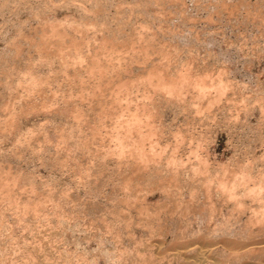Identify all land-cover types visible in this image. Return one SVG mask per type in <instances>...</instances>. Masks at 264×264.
I'll list each match as a JSON object with an SVG mask.
<instances>
[{
	"label": "rangeland",
	"instance_id": "rangeland-1",
	"mask_svg": "<svg viewBox=\"0 0 264 264\" xmlns=\"http://www.w3.org/2000/svg\"><path fill=\"white\" fill-rule=\"evenodd\" d=\"M66 3H65V2ZM67 1H69V2H67ZM82 1V3H80V4H78L79 2H81ZM73 0V1H70V0H0V77H2V78H0V82L2 83H0V123L1 122H5V123H1L0 124V169H1V176H0V184H1V186H2V183L3 184H5V183H7L8 181V184L10 183V185L7 187V188H9V189H7L4 185L1 187L0 186V204H2V206L0 205V219L1 218H3L4 216V218L5 219H1L0 220V233H2V234H0V248L2 249L3 247V250H1L0 249V256L2 255V257H0V264H3V263H5L6 262V260H4V258H3V254L5 253V251L4 250H6L7 251V254H8V256L6 255V253L4 254V257H6L7 258V261L9 262V260H10V262H9V264H11V262H12V264H14V261H13V259H14V257H15V255H16V257H17V259H16V257H15V259H16V261H15V264L18 262V263H20L21 262V264L23 263V261L24 262H26L27 263V260L29 259L28 257H29V255H27L28 253H26V250L24 251L23 249L25 248V246H27V245H25V244H28V245H30V246H39V245H41L42 244V241L44 240V239H46L45 238V236L47 235V239H49V238H51V239H53V241L56 239V241H54V244H52V247L54 248V247H56L55 249H57V250H55V251H53L54 253L51 255V258L50 257H48L49 258V260L50 259H52V260H50V262H59V263H61V264H70L68 261V263H66L65 261H64V263H63V260L66 258V256L67 255H71L70 256V258L72 257V256H75V257H72L71 258V260H73V261H71V263L72 262H74V263H78V264H83V262H84V264H88V262L89 261H91V255L93 256V254L92 253H94V250H95V248L97 247L96 245L98 244V240H94L95 238H92L93 239V241L91 240V238H89V237H87V235L85 236V232L86 233H90L89 231H92L93 233L96 231V229H98L99 228V226H102L101 227V229L103 228V230H105V226H107V222L110 220H112L113 218H114V221L112 222L111 221V225H113V227H116V225H122V227L123 228H127V231H125L126 232V235H127V233H128V231L129 230H131L132 231V229H133V231L135 230V231H137V234L138 235H133V237H132V235H130V236H124L123 237V239L122 238H118L119 240H124L125 242L127 241V239H129L130 237L131 238H145V237H141V235H142V232H143V228L144 227H140V226H138V223H136V222H138L137 220L138 219H142V215H140V214H138V217L136 216V214H134V213H136L139 209H138V207L137 208H135V211H134V208H133V211L131 210H129V216H128V221H126L127 220V218H125V220H124V218L123 219H121V223H123V220H124V223L123 224H121L120 222H118V224H115V218L117 217V213L120 211L119 209H118V206H112L113 204H114V202H111V200H112V198H111V195L114 197V193H116V191L113 189V183H114V181H112V180H116L117 178H114V179H111L110 180V182H108V183H111V181H112V184H108L107 185V183L105 182L106 181V178L107 177H109L108 175H110V173H118L117 175H119V172H116L115 171V163L113 162V161H109V162H111V164H109L108 166H104L103 168H100V166L102 165V163L104 162L103 161V159H97L99 156H97V155H100V157H101V155H102V151L101 150H104L105 149V151H106V149H108V148H106L107 147V144H109L110 143V139L106 136V138H105V136H104V134L107 132V130L109 131V133H108V135L110 134V132L111 131H114L113 130V128H112V124L109 122V121H106L105 119L104 120H102V121H104L103 123L101 122V120H100V123H99V120L98 119H96V118H94V116L95 115H93L92 113H91V111H92V107H97V104H95V105H93L92 103H91V101L89 100V99H87V98H89V97H91L90 99H94V98H96L97 96L99 97L102 93H105V95H107V93L109 94V92H111L112 91V89L110 90V88H108L109 87V85H107V86H105L106 87V89L108 90L107 92H104V89H105V87L103 86V89H102V87H100V89H97V88H99V87H95L97 90H99L98 92H100V93H98V92H96L97 90L94 88L93 90H95L94 92H92L93 90H92V88L93 87H91L90 85V83L94 80V74H87V76H86V74H84V76H83V79H85V82H81V81H78L77 79H75L74 77H72V75H70V74H66V73H64V71L63 70H65V68H64V66H62V63H60V60H58V59H60V56H58V55H60L59 53H60V51L62 50L63 52L62 53H64V56H66L67 54L68 55H70L69 57H68V55H67V57L69 58V60L70 61H74V56H75V54H74V56L71 58V59H73V60H71L70 59V57L72 56V54H71V52L73 51V53H75L76 51H74V49L76 48V47H74V46H72L71 47V44H67V45H65V46H62V45H60V43L58 44V42L56 43V41H53V32H51V28H56L54 25H56V26H58V21H59V23L61 24V26L63 25L62 23H64V21H68V20H71L72 21V19L74 20V21H76V23H75V25L76 26H79V24H77V23H80V22H84V23H86L87 22V26H90V25H92V27L90 26V27H88V29L90 30L89 31V35L91 34L92 35V37L93 36H96V35H94V34H96V33H93L92 34V31L94 32H97L98 31V28H99V31L97 32V37H98V40H99V44H101L102 42V40H103V42H104V39L103 38H105L106 36H107V33L108 32H112V30H113V34H109V36H107V37H111L112 35H115L117 32H115V31H119V29L120 30H122L121 32H118L119 34H120V36H123L124 37V34L122 33L124 30V33H128L131 37H133V35H137V32H138V34H140V33H142V34H144V35H146L147 36V38H149V39H147L145 36H144V39H142L141 41H140V43L142 44H140V46L141 47H143L144 46V44L146 43V44H150V45H152V47L150 46H148L150 49H148V50H150L149 51V54H151L152 53V55H150V57L148 58V59H146L147 61H150V60H152V62L150 61V62H147L146 60H142V58L140 59V60H142V62L140 63V60L139 61H137V59L136 60H134V61H132L133 59H132V56H131V54L133 55V53H135L137 50H135L134 52L133 51H131V52H128V56H127V54H126V57H125V55L122 57V58H124V60L126 59V61L128 62V60H130V62H128V63H126V61H124L123 62V64H124V66H127V64L129 65V66H127V67H130V64L129 63H133L134 62V64H133V66H139V65H141V66H144L145 64H147V65H145V66H149L148 68H150V69H159V70H161V72L162 73H159V74H163L164 76H163V78H165V75H166V71L167 70H169V72L170 73H173V77H174V79L173 80H175L176 78L177 79H179L180 78V74L183 72H181V69L183 68V70L185 71V72H183V77L181 76V79H185V77L188 79L189 78V76L191 75V74H193L192 75V77H194V75H196L197 73H199V74H202V73H204V72H206L207 73V75H202L203 76V78H200V79H198V80H195L196 79V77H198L199 76V74H198V76L196 75L193 79L195 80H193V83L195 84V83H198V84H204V83H206V84H210V82L212 81V79H213V82H215V81H223L224 83H225V81H226V84H227V82H228V84H227V90H226V88H225V90H223V89H220V90H218V87L215 85L214 87H213V89H215V91L209 86L208 88L209 89H207L205 92H204V90L205 89H203L202 91H203V93H201L200 92V90L201 89H196V88H192L193 86H192V84H191V87H189L190 85H188L187 86V88L186 87H184L183 89V98H185V99H180L179 101H181V102H178V100H176L175 101V105H176V108H175V106H174V104L173 103H169V105H168V103L166 104V103H163V102H165V101H162V102H160V101H158L157 99V101L156 100H154V101H156V102H151L150 100H147L146 101V99H145V97L144 96H146V94L148 93V91H149V84H147L148 82H149V79L147 80V77H146V79H144L143 78V76H139V75H137V76H135L134 74V76H132V78H131V80L134 82V84L130 87L131 88V91H132V93L130 92V95L127 97V98H133V101H134V104L136 103V101L138 102L139 100L138 99H140L141 100V102L143 101V99H144V102L146 103H152V104H156V105H154V106H159V108L160 109H158L157 107L155 108V109H153V111H157L158 113H161L159 116L160 117H162L161 115L162 114H164L163 115V120L162 121H164V124L166 125L165 127H166V129H168V127L170 126V128L169 129H171V131H172V127L174 128V126H175V128H174V131L177 129V131H178V128H179V130H180V132H174V131H172L171 132V134H172V136L171 135H169V133H167L166 134V139H164L165 141H168V143H175V141H177V140H175L176 138L178 139V141H181L182 139H183V141H181V142H179L180 143V145H179V150H180V156H181V154H182V159H184L186 162L188 161V160H190L189 162L191 163V162H193V160H194V162H195V160L197 159V158H195L193 155H195L194 153H191L190 151L191 150H196V148H197V144L200 142V145L202 146V149H200L201 151L198 153V155H200L201 157H205V158H207V157H209V158H207L208 160H209V171H211V172H209V176H211L212 177V179L213 178H217V179H220L221 177H222V175H221V173H223L222 171H228V170H230V172H227V175H225L223 178L225 179H229V178H231L230 177V175H232L233 174V172H234V174H236V176L238 177V176H240L241 174H240V170L242 171V168L246 165V161L249 163V165H247L248 166V168L250 169V171L252 170L253 171V173H252V171H251V174L253 175L252 177H255V178H253V180L255 181V179L257 178V174H261V176L260 177H263L264 178V9H263V5H264V0H242V1H244L243 3L242 2H240L241 0H138V2H137V0H115V1H113V0H104V1H102V0H90V3H93V4H95V5H93V4H91L90 5V3L88 4V0H85V1H88L87 3L84 1V0ZM95 1H97V2H99V3H97V2H95ZM140 1V2H139ZM153 1H155V2H153ZM177 1H178V3H179V5L177 4ZM180 1V2H179ZM263 1V2H262ZM50 2V3H49ZM62 2H64L63 4H62ZM73 2H75V3H73ZM105 3V5H106V7H107V9L106 8H104L105 7V5H104V3ZM134 2H135V4H134ZM137 2V3H136ZM141 2H142V5H141ZM149 2V3H148ZM176 2V3H175ZM67 3H69V4H67ZM73 3V4H72ZM100 3H101V7H98V5L100 6ZM110 3V4H109ZM117 3V4H116ZM130 3H132L133 5H130ZM173 3H175V4H173ZM67 6H66V5ZM78 4V5H77ZM86 4V5H85ZM118 4H119V6H118ZM170 4V5H169ZM174 5V9H173V5ZM182 4L183 5H185V6H183L184 8L185 7H187V8H185V10L184 11H182L183 9H182ZM62 5V6H61ZM63 5H65V6H63ZM88 5V6H87ZM107 5H109V6H107ZM116 5V6H115ZM140 5H141V7H140ZM177 5L180 7V9H179V7H178V9H177ZM72 6V7H71ZM74 6H75V8H74ZM86 7L87 8V10H89V12H91V13H89L88 12V14H87V12L85 13V15L83 14L84 12L81 10L80 11V7ZM89 6H93V10H92V8L90 9L89 8ZM121 6V7H120ZM130 6V7H129ZM133 6V7H132ZM136 6V7H135ZM166 6V7H165ZM172 8H171V7ZM257 6H260V7H257ZM64 7H65V9H64ZM96 7H98V10H97V8ZM114 7V8H113ZM118 7V8H117ZM128 7H129V9H128ZM80 8V9H79ZM89 8V9H88ZM102 8H104V9H106V10H104V9H102ZM111 8V9H110ZM115 8H117V10L115 9ZM169 10H168V9ZM176 8V9H175ZM60 9V10H59ZM76 9V10H75ZM79 9V10H78ZM101 9V10H100ZM114 9V10H113ZM125 9H127L126 11L127 12H125ZM134 10L135 11V13H134V11H131V10ZM140 9V10H139ZM146 9H147V11H146ZM166 9V10H165ZM182 9V10H181ZM258 9V10H257ZM63 10V11H62ZM92 10V11H91ZM109 10V11H108ZM116 10V11H115ZM177 10H181V11H177ZM262 10V11H261ZM105 11H106V13H105ZM129 11H131V12H129ZM143 11V12H142ZM144 11H145V13H144ZM177 11V12H176ZM260 11V12H259ZM79 12V13H78ZM83 12V13H82ZM98 12V13H97ZM108 12H110L109 14L110 15H107V13ZM140 14H139V13ZM157 12V13H156ZM100 13V14H99ZM101 13H102V15H101ZM105 13V14H104ZM117 15H115V14ZM123 13V14H122ZM129 13L131 14V15H129ZM138 15H137V14ZM82 17H84L85 18V20L84 19H82V18H80L81 16ZM95 14L97 15V16H95ZM99 14V15H98ZM122 16H121V15ZM125 14V15H124ZM133 14V15H132ZM136 14V15H135ZM155 14V15H154ZM158 14V15H157ZM180 14V15H179ZM91 15V16H90ZM94 15V16H93ZM104 15V16H103ZM113 15V16H112ZM153 15V16H152ZM160 15V16H159ZM182 15V16H181ZM88 16V18H87V20H86V17ZM124 16V17H123ZM126 16H130V18H128V17H126ZM134 16V17H133ZM55 17V18H54ZM65 17V18H64ZM100 17H101V19H100ZM104 17V18H103ZM117 19H116V18ZM137 17V18H136ZM182 17V18H181ZM69 18V19H68ZM110 19V20H108V19ZM113 18V19H112ZM120 18H122V19H120ZM62 19H63V21H62ZM67 19V20H66ZM76 19V20H75ZM80 19V20H79ZM81 19L83 20V21H81ZM99 21H98V20ZM103 19V20H102ZM105 19H107V21L105 20ZM133 19V20H132ZM89 20V21H88ZM91 20V21H90ZM102 20V21H101ZM106 22H105V21ZM113 20H117L116 22L118 23H116L115 21H113ZM127 22H126V21ZM132 20V21H131ZM44 21H47V22H45L44 23ZM52 21V22H51ZM56 21H57V23H56ZM78 21V22H77ZM80 21V22H79ZM97 21V22H96ZM119 21V22H118ZM126 22V24H125V22ZM132 23V25H129V24H131L130 22ZM51 22V23H50ZM92 24H91V23ZM108 22H109V25L111 24V22L114 24V25H106V24H108ZM121 22V23H120ZM46 23H48V25H46ZM50 23V24H49ZM55 23V24H54ZM96 23V27L94 26V24ZM101 23H102V25H101ZM105 23V24H104ZM128 23V24H127ZM66 25H67V23H65ZM81 24V23H80ZM97 24H99V25H101V26H99V25H97ZM134 24V25H133ZM52 25V26H51ZM66 25H63V26H65L66 27ZM117 25H119V27H116ZM128 25V26H127ZM142 25H143V27H142ZM45 26V27H44ZM54 26V27H53ZM62 26V27H63ZM76 26L75 27H73V28H76ZM104 27V29H103V27ZM127 26V27H126ZM64 27V30L65 29H68L69 30V32H73L74 33V30L72 29V27H69V28H65ZM102 29H101V28ZM124 27H126L125 29H123ZM48 28V30H46V29ZM50 28V29H49ZM91 28H93V29H91ZM107 28H110L109 30L107 29ZM116 28H118L117 30H116ZM128 28V29H127ZM142 28H143V30H142ZM86 28L84 27L83 28V31L85 30ZM88 29H86V30H88ZM107 29V30H106ZM133 29V30H132ZM134 29H136V30H134ZM45 30V31H44ZM55 30H58L57 28L55 29ZM59 30H60V28H59ZM68 30H66V32L68 31ZM71 30V31H70ZM73 30V31H72ZM100 30H102V32H100ZM131 30V31H130ZM82 31V32H83ZM105 31V32H104ZM133 31H137L136 33L135 32H133ZM38 32H40L39 34H38ZM49 32H50V34H49ZM88 32V31H87ZM86 32V36H89L88 35V33ZM43 33H45V34H43ZM117 33V35H119ZM133 33H135V34H133ZM83 34H85V32H83ZM105 34V35H104ZM123 34V35H122ZM133 34V35H132ZM150 34V35H149ZM152 34V35H151ZM154 34V35H153ZM36 35H38L37 37H36ZM46 35V36H45ZM91 35H90V40L92 41V38H91ZM105 37H104V36ZM43 36V37H42ZM48 36V37H47ZM52 36V38H51V40H50V42H49V40H48V38H50ZM100 36V37H99ZM130 36H128V37H130ZM149 36V37H148ZM151 36V37H150ZM187 36V37H186ZM191 36V37H190ZM212 36H215V38H217V41H215V42H213V39H214V37H212ZM47 37V38H46ZM113 38L115 37V36H112ZM111 37V38H112ZM135 37V36H134ZM186 37V38H185ZM40 38V39H39ZM155 39V40H153V39ZM189 38V39H188ZM191 38V39H190ZM208 38H209V40H208ZM32 39V40H31ZM47 39V40H46ZM102 39V40H101ZM109 39V38H108ZM151 39V40H150ZM196 39V40H195ZM198 39V40H197ZM206 41H205V40ZM36 40V41H35ZM38 40H39V42H38ZM40 40H42V41H40ZM83 39H81V40H79V43L81 42L82 43V45H83V47H82V45H79V48L81 49L80 50V52H81V54L83 53L82 51H84L85 53V62L84 61H82L83 62V65H82V62H81V65L83 66V67H85L86 66V64L88 63V56L89 55H91L92 53L90 52V51H93V49H95L96 47H97V45H99L98 43H96V42H90L89 40H86L85 41V39H84V42L82 41ZM117 40V39H116ZM120 40V39H119ZM158 40H160V41H158ZM214 40H216V39H214ZM33 41H35V42H33ZM47 43H46V42ZM88 41V42H87ZM110 42H111V40H109ZM114 41V39H112V42ZM128 41L129 40H127V44H125L126 43V40L124 41V40H120V42H118V43H120V44H124L125 45V47H127L129 44H128ZM158 41V42H157ZM202 43H200V42ZM211 41L213 42V43H211ZM44 42H45V44L46 45H44ZM49 42V43H48ZM86 42V43H85ZM111 42V43H112ZM123 42V43H122ZM148 42V43H147ZM162 42V43H161ZM209 42V43H208ZM38 43V45H36ZM53 43L55 44V45H53ZM85 43V44H84ZM96 45V47L95 46H93L94 44ZM114 43H116V41H114ZM32 44V45H31ZM36 46H35V45ZM51 44H52V46H51ZM210 44V45H209ZM42 45V46H41ZM90 45L91 47H88V46ZM123 45V46H124ZM138 45H139V43H138ZM155 45V46H154ZM162 47H161V46ZM31 46H35L36 48L35 49H33ZM46 46V47H45ZM55 46H57V47H55ZM60 46H62V48L60 47ZM66 46H68L67 47V49H65L66 48ZM84 46H86L87 47V51L90 53H88L89 55L87 56V51H85L86 49H84ZM130 46V45H129ZM136 46H137V44H136ZM157 46H158V48H157ZM176 46V47H175ZM211 46V47H210ZM55 47V48H54ZM59 47V48H58ZM82 47V48H81ZM85 47V48H86ZM93 47H95V48H93ZM122 47V46H121ZM148 47H144V48H148ZM155 47V48H154ZM178 47V48H177ZM209 47H210V49H209ZM37 48H38V50H37ZM43 48V49H42ZM46 48V49H45ZM61 48V49H60ZM89 48V49H88ZM128 49H129V47H127ZM126 48V51L128 50ZM166 50H164V49ZM174 48H176V49H174ZM47 49H49V50H47ZM51 49H53V50H51ZM55 49V50H54ZM70 49H72V51L70 50ZM83 49V50H82ZM91 49V50H90ZM158 49V50H157ZM163 49V50H162ZM180 49V50H179ZM186 49H188L187 51H184V50H186ZM212 49V50H211ZM223 49V50H222ZM43 50V52H40V51H42ZM125 50V49H124ZM140 52H142L141 51V49H138ZM156 50L158 51V52H156ZM178 50V51H177ZM190 50V51H189ZM33 51V52H32ZM67 53H66V52ZM129 51V50H128ZM139 51H137L135 54H137V55H139V54H141ZM175 51H177V52H175ZM181 51V52H180ZM183 51V52H182ZM223 51V52H222ZM52 52V53H51ZM55 52V53H54ZM68 52H70V54L68 53ZM164 52V53H163ZM168 52H170V53H168ZM175 52V53H174ZM178 52H180L181 54V57H179L180 55H179V53ZM186 52V55H184V53ZM188 52V53H187ZM31 53V54H30ZM38 53H40V55L38 54ZM43 53H45V54H43ZM54 53V54H53ZM57 53V54H56ZM79 53V52H78ZM131 53V54H130ZM139 53V54H138ZM154 53V54H153ZM182 53H183V56H182ZM35 54V55H34ZM37 54V55H36ZM47 54V55H46ZM49 54V55H48ZM84 54H82L83 56H84ZM135 54L133 55V57H135ZM175 54V55H174ZM178 54V55H177ZM192 54V55H191ZM195 54H196V56H195ZM200 54V55H199ZM214 54V55H213ZM228 54V55H227ZM44 55V56H43ZM94 55V54H93ZM137 55H136V57H137ZM155 55V56H154ZM158 55H160V56H158ZM168 55V56H167ZM173 55V56H172ZM199 57H198V56ZM210 55H211V57H210ZM28 56H30V57H28ZM42 56L43 57H45L47 60H46V63H45V61H43V59H42ZM48 56H50V57H48ZM56 58V61H54L55 60V58ZM58 56V57H57ZM63 56V54H62V57H64ZM151 56H153L152 58H151ZM163 56V57H162ZM167 56V57H166ZM175 56V57H174ZM176 56H178V60L176 59ZM191 56V57H190ZM193 56V57H192ZM36 57H38V58H36ZM127 57H129V58H127ZM154 57H156V58H154ZM160 57V58H159ZM183 57V58H182ZM186 57V58H185ZM198 57V58H197ZM203 57V58H202ZM216 57V58H215ZM45 58H44V60H45ZM51 59V61H49L50 59ZM53 58V59H52ZM164 58V59H163ZM170 59V63H169V59ZM171 58H173V59H171ZM194 59V60H191V59ZM196 58V59H195ZM208 58V59H207ZM211 58V59H210ZM26 59V60H25ZM29 61H28V60ZM38 59V60H37ZM42 59V60H41ZM66 59V58H65ZM132 59V60H131ZM155 59V60H154ZM191 60L192 62H191V64H190V61L189 60ZM199 59V60H198ZM204 59V60H203ZM216 59V60H215ZM22 60V61H21ZM30 60H31V62H30ZM41 60V61H40ZM108 60H109V58H108ZM116 60V59H115ZM114 60V61H115ZM157 60V61H156ZM165 60V61H164ZM176 60V61H175ZM201 60H203L202 62H200ZM40 63H39V62ZM42 61H43V64H42ZM87 61V62H86ZM139 62V65H138V63H135V62ZM145 63H144V62ZM172 61V62H171ZM179 61H180V63H179ZM182 61V62H181ZM189 61V62H188ZM199 61V62H198ZM207 63H206V62ZM216 62V64H215V62ZM29 62L32 64H29ZM33 62H37V63H33ZM51 62V64H49ZM116 62V61H115ZM157 62V63H156ZM167 62V63H166ZM175 62V63H174ZM176 62L178 63V65L176 64ZM196 62V63H195ZM213 64H212V63ZM39 63V64H38ZM125 63H126V65H125ZM132 63H131V66H132ZM144 63V65H142ZM184 63V64H183ZM199 63V64H198ZM202 63H204V64H202V66H199V65H201ZM220 63L221 64V66H220V64L218 65V64ZM25 64V65H24ZM33 64H35L34 66H36V67H34L33 66ZM45 64H47V65H45ZM59 64V65H58ZM89 64V63H88ZM88 64H87V66H88ZM150 64V65H149ZM160 64V65H159ZM166 64V65H165ZM171 64H173V65H171ZM175 64V65H174ZM186 64H188V65H186ZM197 64V65H196ZM210 64H212L211 65V67H210ZM30 65V66H29ZM48 65H50V66H48ZM85 65V66H84ZM152 65H153V67H152ZM171 67H170V66ZM182 65V66H181ZM192 65V67H190V66ZM209 67H208V66ZM215 65V66H214ZM235 65V66H234ZM24 66H26V67H24ZM29 66V67H28ZM33 66V67H32ZM38 66V67H37ZM45 66H47V67H45ZM53 66V67H52ZM59 66L60 67H62V68H64V69H62V68H59ZM156 66H157V68H156ZM161 68H160V67ZM164 67V69H166V70H164V71H162L163 69V67ZM185 66H187V67H185ZM195 66H196V68H195ZM218 66V67H217ZM228 66V67H227ZM231 68H230V67ZM12 67V68H11ZM14 67H15V69H14ZM17 67V68H16ZM29 69H28V68ZM57 67V68H56ZM152 67V68H151ZM169 67V68H168ZM173 67V68H172ZM177 67H179V69L177 68ZM181 67V68H180ZM194 67V68H193ZM200 67H202L203 68V70H202V68H200ZM214 67V68H213ZM233 67H235V68H233ZM6 68H7V71H6ZM11 68V69H10ZM33 69V71H31V72H34V73H37V74H35V75H37L39 78V80L37 79V78H35V81L37 80V82H33V80H29V78L27 77L28 76V74L27 73H29L30 72V69ZM36 68V69H35ZM38 68V69H37ZM44 68V69H43ZM171 68V69H170ZM175 68H176V70H175ZM190 68H192V70L190 71ZM211 68V69H210ZM28 69V70H27ZM31 69V70H32ZM189 69V70H188ZM193 69H194V71H193ZM207 69V70H206ZM208 69H210V70H208ZM212 69L214 70V71H212ZM232 69V70H231ZM10 70V71H9ZM14 70V71H13ZM60 70H62V71H60ZM174 70H175V72H174ZM180 70V71H179ZM221 70H222V72H221ZM227 70H229V71H227ZM237 70V71H236ZM10 73H9V72ZM60 71V72H59ZM179 71V78H178V76H177V72ZM190 71V73H186V72H189ZM201 71V72H200ZM207 71H211V73L210 72H207ZM218 71V72H217ZM15 72V73H14ZM46 72V73H45ZM53 72H54V76L55 77H53V76H51V75H53ZM61 72H63V73H61ZM160 72V71H159ZM221 72V73H220ZM225 72V73H224ZM8 74V75H6V74ZM14 73V74H13ZM18 73V74H17ZM23 73V74H22ZM43 73V74H42ZM49 73H51L50 75H49ZM111 72H109V74H110ZM184 73H186L185 75H184ZM206 73H204V74H206ZM218 73V74H217ZM228 73L229 74H231V75H228ZM18 76H17V75ZM27 74V75H26ZM42 74V75H41ZM49 76H48V75ZM65 74L67 75V76H65ZM107 75L105 76V77H107V76H110L109 74H108V72L106 73ZM112 74V73H111ZM154 74H156V73H153V75H151L150 77H148V78H156L157 77V79H155L154 81H153V79H152V81L153 82H157V80L159 79V77H160V75L157 73V75H156V77L154 76ZM176 74V75H175ZM228 76H227V75ZM233 74V75H232ZM12 75V76H11ZM14 75V76H13ZM40 75V76H39ZM58 75V76H57ZM64 75V76H63ZM69 75H70V77H69ZM91 75L93 76V77H91ZM140 75H142V74H140ZM159 75V76H158ZM175 75V76H174ZM221 75V76H220ZM8 76V77H7ZM15 76H16V78H15ZM25 76H26V78L28 79H23V77L25 78ZM47 76H48V78H47ZM60 76V77H59ZM154 76V77H153ZM185 76V77H184ZM201 76V77H202ZM223 76V77H222ZM4 77V78H3ZM11 77V78H10ZM13 77V78H12ZM42 77H43V79L44 80H46V81H44L43 79H42ZM52 77V78H51ZM58 77V78H57ZM85 77V78H84ZM96 77V76H95ZM135 79H134V78ZM141 77H142V79H143V81L141 80ZM145 77V76H144ZM217 77H220V78H218V80H216L217 79ZM222 77V78H221ZM227 77V78H226ZM234 77V78H233ZM20 78V79H19ZM56 78H57V80H56ZM68 80H67V79ZM88 78V79H87ZM93 78V79H92ZM137 78L139 79L138 81H137ZM160 78H162V76L160 77ZM190 78H191V76H190ZM224 78V79H223ZM231 80H230V79ZM6 79H7V82H5L6 81ZM10 79V80H9ZM12 79V80H11ZM42 79V80H41ZM52 79V80H51ZM61 79V80H60ZM134 79V80H133ZM166 79V78H165ZM176 79V80H177ZM220 79H223V80H220ZM17 82H16V81ZM41 80V81H40ZM67 80V81H66ZM74 80V81H73ZM75 80H77V81H75ZM145 80V81H144ZM180 80V79H179ZM178 80V81H179ZM230 80V81H229ZM233 80V81H232ZM235 80V81H234ZM21 81V82H20ZM23 81V82H22ZM49 81V82H48ZM53 81H54V83H53ZM63 81V82H62ZM65 81V82H64ZM72 81V82H71ZM84 81V80H83ZM141 81V82H140ZM238 81V82H237ZM4 82L6 83V84H4ZM11 82H15V83H11ZM30 82V83H29ZM31 82H33L32 84L35 86V87H33L32 88V84H31ZM39 82V83H38ZM41 82V83H40ZM45 84H44V83ZM51 82V83H50ZM56 82H58L57 84L59 85L57 88L58 89H56V86H57V84H56ZM68 82V83H67ZM79 82H81V83H79ZM151 82V81H150ZM152 82V83H153ZM155 82V83H156ZM230 82V83H229ZM16 83H18V84H16ZM23 85H22V84ZM48 83V84H47ZM60 83V84H59ZM63 83V84H62ZM64 83L65 84H67V86L66 85H64ZM70 83H72V85H70ZM75 83V84H74ZM76 83H78L77 85H76ZM84 83V84H83ZM12 86H11V85ZM15 84V85H14ZM20 84V85H19ZM74 84V85H73ZM113 84H115V83H113ZM232 84V85H231ZM236 84H238V85H236ZM17 85H18V87H17ZM22 85V86H21ZM26 85V86H25ZM31 86V90H30V86ZM47 85V86H46ZM51 85V86H50ZM54 87H53V86ZM243 85V86H242ZM244 85H245V87H244ZM3 86H4V88H3ZM5 86H7V87H5ZM24 86V87H23ZM46 86V87H45ZM49 86V87H48ZM65 86V87H64ZM71 86H73V87H71ZM143 86V87H142ZM145 86V87H144ZM228 86H230L231 88H229ZM237 86V87H236ZM27 87V88H26ZM38 87V88H37ZM42 89H40V88ZM45 88V90H46V88H47V90L45 91L44 90V88ZM52 89H51V88ZM69 87H71V88H69ZM90 87H91V89H90ZM110 87H111V85H110ZM189 87V88H188ZM215 87H217V88H215ZM238 87H240V88H238ZM3 88V89H2ZM25 88V89H24ZM35 88V89H34ZM59 88H62L61 90L59 89ZM64 88V89H63ZM86 88V89H85ZM149 88V89H148ZM191 88L195 91V92H193V90H191ZM214 91V92H212V90ZM237 88V89H236ZM244 88H246V89H244L246 92H244V90L243 89ZM248 88V89H247ZM5 89V90H4ZM7 89H9V90H7ZM16 89V90H15ZM71 89L73 90L72 91V94H71ZM89 91H88V90ZM105 89V90H106ZM188 91H186V90ZM216 89L218 90V91H216ZM7 90V91H6ZM33 90V92L31 93V91ZM34 90H38L39 92H37V95H36V92L34 91ZM41 90V91H40ZM48 90L50 91V93H51V95H53V96H51L50 95V93L48 92ZM56 90H57V93H56ZM66 90V91H65ZM91 90V91H90ZM101 90H103V91H101ZM110 90V91H109ZM116 90V89H115ZM130 90V89H129ZM198 90H199V93L201 94V97L200 96H198V94L199 93H197L198 92ZM223 90V91H222ZM229 90V91H228ZM233 90H236V91H233ZM25 91V92H24ZM65 91V92H64ZM67 91H70V94L74 97H71V95L69 94V95H66V92ZM185 91V92H184ZM197 91V92H196ZM225 91V92H224ZM231 91V92H230ZM12 93V94H10V93ZM14 92V93H13ZM46 94H45V93ZM63 92V93H62ZM88 92V93H87ZM102 92V93H101ZM125 92L126 91H123L122 92V94H125ZM187 92V93H186ZM219 92L220 93H222V94H220V95H222V100L220 99L221 98V96L217 99V100H215L214 101V103H212V104H209V107L207 106V98L209 99H211V96H215V94H219ZM227 92V93H226ZM232 92H235V93H232ZM244 92V93H243ZM17 93V95L18 96H16L15 94ZM28 93V94H27ZM60 93H61V96H62V94H64L65 93V95H63L62 97H64V96H66L68 99H66L65 97V100L66 101H68V100H70L71 98L73 99V101H78V103L79 102H81L82 100L84 101L85 99V101L87 102V100H89V102H87V104L89 103V105H88V107H90V109H91V111H89L90 109L89 108H87L86 110H88V112H90L91 113V115H89L87 112H86V110H85V108H84V111H83V109L81 110V112H83V114L81 113V114H79V115H76V112H74L75 113V115L76 116H78V118L79 117H81V118H75L76 116L74 115V114H72L73 116H74V120H76L77 122H81L80 124H81V126H80V124H78L76 121H74V123H73V120H72V118H70V117H67L66 118V114H68V113H66V114H64V116H63V113H60V108H62V105H63V107H64V103L62 102L63 100L62 99H60V98H62L61 96H60ZM69 93V92H68ZM93 93V94H92ZM185 93H186V96H185ZM191 93V94H190ZM194 93V94H193ZM30 94H32V95H30ZM35 94V95H34ZM92 94V95H91ZM99 94V95H98ZM193 94V95H192ZM206 94H207V96H206ZM223 94H224V97H223ZM226 94V95H225ZM228 94V95H227ZM25 95V96H24ZM27 95V96H26ZM46 96V97H48V95L50 96L49 98L51 99V100H49V98H44L43 96ZM91 95V96H90ZM96 97H95V96ZM188 95V96H187ZM202 95H204V96H202ZM211 95V96H210ZM233 95V96H232ZM234 95H235V98L233 99V97H234ZM23 96V97H22ZM31 97V99H30V97ZM32 96H34V98L32 97ZM38 96V97H37ZM40 96V97H39ZM42 96V97H41ZM55 96V97H54ZM68 96H70V97H68ZM94 96V97H93ZM189 96H190V98H189ZM213 96V97H214ZM228 96H230V97H228ZM19 97L20 98H23L22 100L20 99V101H19ZM56 97H57V99H56ZM60 97V98H59ZM80 97H82L81 98V101L79 100L80 99ZM144 97V98H143ZM192 97V98H191ZM196 97V98H195ZM199 97V98H198ZM205 97V98H204ZM13 100H12V99ZM17 98V99H16ZM37 98H38V100H37ZM61 100V102L59 101V99ZM63 98V99H64ZM127 98H126V100H127ZM128 99V101H130L131 99ZM143 98V99H142ZM187 98H189V99H187ZM224 98V99H223ZM230 99V102H229V99ZM34 99V100H33ZM44 99V100H43ZM72 99L69 101L70 102V106H73L74 105V103L76 102H73L72 101ZM75 99V100H74ZM172 99V98H171ZM170 99V100H171ZM194 99V100H193ZM197 99H199V100H197ZM27 100H29V102L27 101ZM42 100V101H41ZM173 100V99H172ZM170 101V102H173V101ZM183 100L185 101V102H183ZM193 100V101H192ZM196 100H197V102H199V104H200V106H199V104L196 102ZM201 100H203V101H201ZM229 102H227V101ZM233 100V101H232ZM10 101V102H9ZM13 101H15L16 103L18 102V103H20V102H25V101H27V102H25V103H23L24 105L23 106H27L28 104H29V106L28 107H30V108H25L24 109V107L23 106H21V108L20 107H18V106H16L14 109H13V107L14 106H12L13 104H14V102ZM36 101V102H35ZM40 101V102H39ZM51 101V102H50ZM56 101H59V102H56ZM73 102V104H72V102ZM82 101V102H83ZM84 101V102H85ZM188 101V105H187V102ZM224 101V102H223ZM227 103H226V102ZM238 101V102H237ZM37 102H39V103H37ZM46 102H47V104H46ZM51 104H50V103ZM68 102V103H69ZM86 102H85V104H86ZM124 102H125V100H124ZM140 102V101H139ZM140 102V103H141ZM143 102V103H144ZM160 102V103H159ZM205 102V103H204ZM220 102V103H219ZM231 102H233V103H231ZM8 103L10 104V105H8ZM31 103H32V105H31ZM34 103V104H33ZM40 103H41V105H43L44 107L43 108H41V105H40ZM57 103V104H56ZM58 103H59V105H58ZM61 103V104H60ZM77 103V102H76ZM75 103V104H76ZM157 103H159V104H157ZM161 103H162V106H161ZM177 103H178V106H177ZM182 105H181V104ZM184 103V104H183ZM193 103V104H192ZM231 103V104H230ZM237 103V104H236ZM39 105V106H37V105ZM53 104H55L54 105V108H53V106H51V105H53ZM72 104V105H71ZM86 104V105H87ZM137 104V103H136ZM165 104H166V106H165ZM171 104H173V106H170ZM196 104V105H195ZM203 104V107L201 106ZM206 104V105H205ZM223 104V105H222ZM226 104H227V106H226ZM234 104H236V105H234ZM47 105H49V106H47ZM93 105V106H92ZM192 105H193V108H192ZM210 105H211V107H210ZM234 105V106H233ZM25 106V107H26ZM32 106H33V109H32ZM189 108H188V107ZM194 106H196V107H194ZM207 106V107H206ZM217 106V107H216ZM224 108H223V107ZM229 106H231V108L233 109H231V108H229ZM5 107V109H3V108ZM45 107H49V108H51L50 109V111H49V108L47 109V108H45ZM173 107V108H172ZM191 107V108H190ZM197 107H198V109H197ZM38 108H40V109H38ZM165 109V111H164V109ZM169 108H170V110H169ZM202 108V109H201ZM217 108V109H216ZM247 108H249V111H248V109ZM3 109V110H2ZM32 109V110H31ZM36 109V110H35ZM45 111H44V110ZM66 109V108H65ZM95 108H93V110H94ZM183 110V111H180V110ZM191 111H190V110ZM206 109H207V112H206ZM211 109H213L212 110V112H211ZM229 109V110H228ZM7 110H9V111H7ZM21 111L20 113L22 114L23 113V115L25 116V113L27 114L25 117L23 116V115H20V113L18 112V111ZM40 110V111H39ZM159 110V111H158ZM186 110V111H185ZM195 110H196V112H195ZM210 110V111H209ZM217 110H218V112H220V113H218L217 112ZM227 110V111H226ZM236 110V111H235ZM247 110V111H246ZM3 113H2V112ZM34 111V112H33ZM43 111H44V113H43ZM48 111H49V113H48ZM164 113H163V112ZM202 111L205 113V114H208V115H205L204 113H202ZM239 111V112H238ZM30 112V113H29ZM56 112V113H55ZM84 112H85V114H84ZM183 112V113H182ZM216 114H215V113ZM224 112L226 113V114H224ZM228 112L230 113V114H228ZM233 112V113H232ZM234 112H235V114H234ZM245 112H247V114H245ZM4 113L6 114V115H4ZM9 115H8V114ZM41 113V114H40ZM70 113H71V111H70ZM69 113V114H70ZM158 113H155V115L156 114H158ZM185 113V114H184ZM187 113V114H186ZM201 113V114H200ZM211 113V114H210ZM214 113V114H213ZM238 113V114H237ZM252 113V114H251ZM3 114V115H2ZM11 114V115H10ZM20 115V117H18V115ZM34 114V115H33ZM39 114V115H38ZM46 114V115H45ZM55 114V115H54ZM60 114H62V116L60 115ZM68 114V115H69ZM89 115V117L87 116V115ZM220 114V115H219ZM228 114V115H227ZM240 114V115H239ZM2 115V116H1ZM29 115V116H28ZM31 115V116H30ZM54 115V116H53ZM57 115H58V117H57ZM66 115V116H65ZM71 115V114H70ZM69 115V116H70ZM81 115V116H80ZM86 115L87 116V120L84 118V116ZM176 116V118H177V120H176V118H175V116ZM191 115V116H190ZM213 115H215V116H212ZM218 115V116H217ZM226 115H227V117H226ZM232 115V116H231ZM246 115V116H245ZM249 115V116H248ZM8 116H9V119H8ZM11 116V117H10ZM16 116V117H15ZM28 116V117H27ZM51 116V117H50ZM61 116V117H60ZM73 116H71V117H73ZM85 116V117H86ZM188 116V117H187ZM199 116V117H198ZM201 116H203V118L201 117ZM205 116V117H204ZM239 116V117H238ZM3 117H5V119L3 118ZM49 117V118H48ZM55 117H57V119L55 118ZM64 117L66 118V119H68V118H70V120L69 121H72L71 123L69 122V121H66V119H64ZM91 117H93L94 119H96V120H94L93 118H91ZM173 117H174V119H173ZM207 117V118H206ZM212 117V118H211ZM229 117V118H228ZM245 117V118H244ZM246 117H248V118H246ZM3 118V120H1ZM13 118H16L15 120L13 119ZM46 118V119H45ZM61 118V119H60ZM90 118V119H89ZM161 118V119H162ZM185 118V119H184ZM188 118H189V120H188ZM202 118V119H201ZM213 118H214V120H213ZM217 118V119H216ZM235 118V119H234ZM11 119V120H10ZM19 119V120H18ZM60 119V123H59V120ZM63 119V120H62ZM82 119V120H81ZM92 119V121H88V120H91ZM192 119H195V120H192ZM225 119H227L226 121H225ZM229 119V120H228ZM246 119V120H245ZM9 120V121H8ZM53 120V121H52ZM81 120V121H80ZM173 120V121H172ZM175 120V121H174ZM183 120V121H182ZM190 120H192V121H194L193 123H191L192 121H190ZM204 120H205V122H204ZM207 120H209V121H207ZM210 120H211V122H210ZM215 120H216V123H215ZM240 120V121H239ZM261 120V121H260ZM14 121L16 122V123H14ZM48 121V122H47ZM51 121V122H50ZM62 121V122H61ZM82 121H83V123H82ZM85 121H87L86 123H84ZM93 121H96V123L95 122H93ZM106 121V122H105ZM113 121H116V119H114ZM187 121V122H186ZM202 121H203V123H202ZM219 121H221V122H219ZM223 121L225 122V123H223ZM244 121V122H243ZM246 121V122H245ZM8 122V123H7ZM13 122V123H12ZM43 122V123H42ZM67 122V123H66ZM88 122H90L91 123V125H90V123H88ZM109 122V123H108ZM172 122V123H171ZM209 122V123H208ZM227 122V123H226ZM239 122V123H238ZM11 123V124H10ZM53 125H55V126H53ZM88 123V125H90V126H88V125H86ZM94 123V124H93ZM180 123V124H179ZM196 123V124H195ZM206 123V124H205ZM214 123V124H213ZM229 123V124H228ZM237 123V124H236ZM6 126H5V125ZM34 124V125H33ZM45 124V125H44ZM66 124H68V125H73L74 124V126L76 127V129H75V127H73L72 129H70V131H68V128H67V131L68 132H70L69 134H67V131H66V129L64 128V127H68V125H66ZM75 124H78V127H79V129H77L78 127L75 125ZM86 125V127L84 126V125ZM101 124V125H100ZM108 124V125H107ZM191 124V125H190ZM197 125V126H195V125ZM204 126H203V125ZM224 124H225V126H224ZM242 124H243V126H242ZM3 125V126H2ZM8 125V126H7ZM17 125V126H16ZM58 125H60V126H58ZM62 125V126H61ZM70 125V126H71ZM93 125H94V127H93ZM98 125H99V127H98ZM110 125V126H109ZM179 125H180V127H179ZM185 125V126H184ZM188 127H187V126ZM216 125V126H215ZM220 125V126H219ZM235 125V126H234ZM14 126V127H13ZM17 128H16V127ZM34 126H35V128H34ZM46 126H48V127H46ZM58 126V127H57ZM69 126V128H71ZM84 126V127H83ZM102 126V127H101ZM103 126H104V128H103ZM191 126V127H190ZM208 126H210V127H208ZM4 127V128H3ZM6 127V128H5ZM12 127H13V129H12ZM56 127V129H54ZM82 127V128H81ZM89 127H90V129L91 130H89ZM98 127V128H97ZM183 129H182V128ZM191 129H190V128ZM200 127H202V129L200 128ZM207 127V128H206ZM226 129H225V128ZM260 127V128H259ZM7 128H8V130H7ZM11 130H10V129ZM26 128V129H25ZM45 128V129H44ZM57 128H58V130H57ZM64 129L65 131H63L62 129ZM93 128H94V130H96V129H99L100 130V132L101 131H103L101 128H103L105 131V133L103 134V136H102V133L103 132H101V134H100V132H98L99 130H97V131H95L94 132V130H93ZM109 128V129H108ZM181 128V129H180ZM186 128H187V130H186ZM192 128H194V129H192ZM204 128V129H203ZM205 128H206V130H205ZM213 128V129H212ZM229 128V129H228ZM5 129V130H4ZM18 129V130H17ZM30 129H32V130H34V132L33 131H30ZM42 129V130H41ZM47 129V130H46ZM51 129V130H50ZM83 131H82V130ZM230 129H232V130H230ZM234 129V130H233ZM30 132H29V131ZM61 130V131H60ZM74 130H76V132H78V133H76ZM77 130H79V131H77ZM93 130V131H92ZM197 132H196V131ZM9 131H11V132H9ZM38 133H37V132ZM44 131V132H43ZM46 131V132H45ZM49 131V132H48ZM60 131V132H59ZM71 131H72V134H71ZM74 131V132H73ZM90 133H89V132ZM188 131V132H187ZM208 131V133H206ZM223 131V132H222ZM232 131V132H231ZM33 132V133H32ZM41 132V133H40ZM43 132V133H42ZM47 132H48V134H47ZM82 132V133H81ZM84 132L86 133V136L87 135H89V134H91L92 132V134L91 135H89L88 137H90V140H86V138L87 137H85L84 135ZM182 132V133H181ZM187 134H185V133ZM200 132V133H199ZM214 132V133H213ZM262 132V133H261ZM6 133V134H5ZM20 133V134H19ZM25 133V134H24ZM63 133H66V134H63ZM74 133L76 134V135H74ZM81 133V134H80ZM98 133V134H100V136H101V138H105V140L107 141V142H109V143H107L105 140H103V139H101L100 140V138L98 139V137H100V136H98V134H97V136H96V134ZM189 133H191V134H189ZM236 133V134H235ZM16 134V135H15ZM40 134V135H39ZM42 134H44L43 136H41ZM55 134V135H54ZM59 134V135H58ZM70 134H71V138L73 139V140H77V137H78V140L77 141H73V143H71V141H72V139L70 138ZM95 134V135H94ZM176 136L177 134H179L180 135V137H175L174 135ZM198 134V135H197ZM216 134H217V136H216ZM234 134H235V136H234ZM5 135V136H4ZM11 135V136H10ZM15 135V136H14ZM27 135V136H26ZM30 135H31V137H30ZM33 135V136H32ZM36 137H35V136ZM38 135V136H37ZM46 135H48V136H46ZM58 135V136H57ZM64 135H66L67 137V139L68 140H64V138H65V136ZM73 135L76 137L77 135H81L80 137L79 136H77L76 138H73ZM82 135L84 136V139H82ZM92 135H94L93 137H91ZM105 135H107V133L105 134ZM169 135V136H168ZM190 135H194L193 136V138H192V136L190 137ZM202 137H200V136ZM10 136V137H9ZM21 136V137H20ZM25 137V138H23V137ZM51 136V137H50ZM60 136V137H59ZM61 136H63V137H61ZM96 136V137H95ZM199 136V137H198ZM217 138H216V137ZM232 136V137H231ZM9 137V138H8ZM27 137V138H26ZM39 137V138H38ZM42 137V138H41ZM45 138V140H44V138ZM48 137V138H47ZM95 137V139L93 140V138ZM168 137V138H167ZM175 137V138H174ZM19 138V139H18ZM25 139V140H23V139ZM37 140H36V139ZM82 139V140H86L88 143H90V145H87L88 143L85 141H79V139ZM189 138H190V140H189ZM197 140H196V139ZM212 138H213V140L215 141H212ZM259 138V139H258ZM19 141H18V140ZM29 139V140H28ZM87 139H89V138H87ZM92 139V140H91ZM109 139V140H108ZM169 139V140H168ZM174 139V140H173ZM202 139V140H201ZM2 140V141H1ZM32 140V141H31ZM38 140H40V141H38ZM44 140V141H43ZM46 140H48V141H46ZM70 140V141H69ZM198 140H200V141H198ZM18 141V142H17ZM23 141V142H22ZM28 141V142H27ZM66 141L68 142L69 141V147L67 146V145H65V143H66ZM79 141V142H78ZM95 141V142H94ZM97 141V142H96ZM101 141V142H100ZM185 141V142H184ZM192 141H193V143H192ZM197 141H198V143H197ZM231 141V142H230ZM3 142H5L4 144H3ZM32 142V143H31ZM34 142V143H33ZM78 144H81L82 142H84V143H82L81 145L84 147V146H86V147H84V149L86 148V149H88V151H90L91 153H94V152H96L97 154H96V159L94 158V157H92V156H95V155H93V154H91L90 152V154L92 155H90L89 153H87V150H86V152H84L85 150L82 148V146H81V148H82V150L80 149V147H79V153H80V155L76 152L77 151V149H75L74 150V148L75 147H77L78 148V146H76L77 145V143ZM81 142V143H80ZM102 144V143H104L105 142V146L104 145H101L100 143ZM262 142V143H261ZM2 143V144H1ZM86 143V144H85ZM95 144L96 145V147H95V145H93V144ZM184 143V144H183ZM190 143H191V146H190ZM196 143V144H195ZM208 143V144H207ZM26 144V145H25ZM28 144V145H27ZM31 144V145H30ZM52 144V145H51ZM67 144V143H66ZM72 144H74V145H72ZM85 144V145H84ZM195 144V145H194ZM202 144H204V145H202ZM212 144H214V145H212ZM231 144V145H230ZM21 145H23V146H25V148L24 147H21ZM34 145V146H33ZM57 145V146H56ZM91 145L93 146V147H95L94 148V150L95 149H97V147H100L101 146V148H103V149H100V154L98 153V151L96 150V151H92V149H93V147H91ZM100 145V146H99ZM187 145L189 146V148L187 147ZM74 146V147H73ZM103 146V147H102ZM163 145H161L160 147H162ZM183 146V147H182ZM204 146V147H203ZM234 146V147H233ZM27 147H29V148H27ZM55 147V148H54ZM65 147V152L63 151L64 149H62V148H64ZM70 148V150H72V148H73V151L76 153H73L72 151H70V150H68V148ZM89 147V148H88ZM105 147V148H104ZM194 147V148H193ZM207 147V148H206ZM238 147H240L239 148V150H238ZM10 148V149H9ZM60 148V149H59ZM90 148H91V150H90ZM168 148H170V150L172 149L170 146H168ZM190 148H192L191 150H190ZM201 148V147H200ZM247 148H248V150H247ZM7 149H9V150H7ZM24 149V150H23ZM32 149V150H31ZM46 149H47V151H46ZM59 149V150H58ZM207 149H208V151H207ZM240 149H241V151L242 152H240ZM246 149V150H245ZM11 150H13V151H11ZM23 150V151H22ZM35 150V151H34ZM39 150H40V152H39ZM44 150V153L42 152V151ZM57 150H58V152H57ZM99 150V149H98ZM169 149H167V151H170ZM183 150V151H182ZM206 152H205V151ZM3 151V152H2ZM15 151V152H14ZM20 151V152H19ZM25 151V152H24ZM46 151V152H45ZM61 151V152H60ZM63 151V152H62ZM81 151H82V153L83 154H81ZM185 151V152H184ZM214 151V152H213ZM236 151V152H235ZM239 151V152H238ZM2 152V153H1ZM27 152V153H26ZM60 152V153H59ZM67 152L68 153H70V152H72V153H70L72 156L74 155H77V157L78 158H76V156L74 157H72L70 154V156L69 157H67V158H65V159H63L62 160V158H60L61 157V154L63 153L64 155H65V153L67 154ZM104 152V151H103ZM11 153H15L14 154V156H13V154H11ZM34 153V154H33ZM85 153H87L88 154V156L89 157H92L93 158V160L91 159V158H89L88 156H86L85 155ZM183 153H184V155H183ZM188 153H189V155H188ZM204 153V154H203ZM9 154V155H8ZM20 154V155H19ZM28 154V155H27ZM36 154V155H35ZM39 154V155H38ZM50 154H52V156L50 155ZM62 154V155H63ZM206 154H208V155H206ZM235 154V155H234ZM5 156V157H3V156ZM18 155V156H17ZM22 155V156H21ZM34 155V156H33ZM68 155V154H67ZM79 155V156H78ZM84 155L86 156V158H87V160H91V161H89V163H91L90 164V166H89V163H88V165L86 164L87 162V160L84 158ZM190 155H192V156H190ZM215 155V156H214ZM234 155V156H233ZM11 156V157H10ZM21 158H20V157ZM24 156V157H23ZM31 156V157H30ZM33 156V157H32ZM188 156V157H187ZM190 156V157H189ZM196 156V155H195ZM194 159H193V158ZM201 157H200V159H201ZM17 158V159H16ZM31 158V159H30ZM59 158V159H58ZM79 158H80V160H79ZM240 160H239V159ZM13 159V160H12ZM20 159H21V161H20ZM29 159V160H28ZM54 159H55V161L57 160V162H58V164L54 161ZM75 159V160H74ZM83 159V160H82ZM2 160V161H1ZM7 160V161H6ZM15 160V161H14ZM19 160V161H18ZM25 160H27V161H25ZM62 160V161H61ZM82 160V161H81ZM95 160H97L98 161V163H97V161H95ZM5 163H4V162ZM61 161V162H60ZM68 161V162H67ZM72 161H73V163H72ZM75 161L76 162H78V163H75ZM108 161V160H107ZM216 161V162H215ZM237 161H239L240 163H242V164H244V166L242 165V164H239V162H237ZM16 162V163H15ZM18 162V163H17ZM61 164H60V163ZM64 162V163H63ZM68 164H67V163ZM114 164H113V163ZM193 162V163H194ZM210 162H212V163H210ZM3 163V164H2ZM12 163H14V164H12ZM44 163V164H43ZM213 163H215V164H213ZM238 163V164H237ZM250 163H251V165H252V167H251V165H250ZM43 164V165H42ZM62 164H64V166L62 165ZM65 164H67L66 165V167H65ZM77 164H78V166H77ZM86 164V165H85ZM99 164H100V166H99ZM237 164V165H236ZM4 165V166H3ZM8 165V166H7ZM56 165H57V167H56ZM59 165V166H58ZM61 165H62V167H61ZM89 166V168L87 167L86 169H85V166ZM96 165V166H95ZM220 165V166H219ZM223 165V166H222ZM229 165V166H228ZM238 165H242V168H241V166H240V169L238 168L239 166ZM13 166V167H12ZM20 166H22V167H20ZM69 166V167H68ZM74 166V167H73ZM95 166V167H94ZM114 166V167H113ZM211 166V167H210ZM232 166V167H231ZM6 167V168H5ZM9 167L11 168V169H9ZM17 167V168H16ZM34 169H33V168ZM59 167H61V168H59ZM77 167H78V169H77ZM93 167V168H92ZM97 167H99V169L97 168ZM110 167V168H109ZM113 167V168H112ZM218 167H222V169H220L219 168V170H218ZM228 167V168H227ZM14 168H16V169H14ZM19 168V169H18ZM60 170H59V169ZM71 168V169H70ZM96 168V169H95ZM212 168V169H211ZM216 168V169H215ZM226 168H227V170H226ZM234 168V169H233ZM8 169V170H7ZM33 169V170H32ZM83 169V170H82ZM91 169V170H90ZM113 169H114V171H113ZM215 169V170H214ZM232 169V170H231ZM3 170H4V172H3ZM20 172H19V171ZM21 170H22V172H21ZM103 170V171H102ZM113 172H112V171ZM214 170V171H213ZM217 170L218 171H220V172H218V173H220L219 174V177H218V175H216L217 174ZM234 170H237V173H236V171H234ZM239 170V171H238ZM76 171V172H75ZM83 171H84V173H83ZM87 171H90V175L91 176H89L88 175V172ZM91 171H94V172H91ZM231 171H233V172H231ZM15 172V173H14ZM26 172V173H25ZM30 172V173H29ZM98 174H97V173ZM104 172V173H103ZM224 172V173H225ZM8 173V174H7ZM17 173V174H16ZM34 173V174H33ZM78 173H80V174H78ZM93 173V174H92ZM106 173H107V175H106ZM207 173V172H206ZM206 173H204V175L206 176ZM211 173V174H210ZM229 173V174H228ZM230 173H232V174H230ZM3 174H4V176H3ZM12 174V175H11ZM21 176H20V175ZM24 174H25V176L27 177V179L25 178V176H24ZM28 174V175H27ZM87 174V175H86ZM104 174V177L102 176ZM121 174V173H120ZM233 174V175H234ZM18 175V176H17ZM23 175V176H22ZM33 175H34V177H33ZM98 179V181L96 180V178L94 177V176ZM207 175H208V173H207ZM221 175V176H220ZM229 175V178L228 177H226V176H228ZM232 175V176H233ZM255 175V176H254ZM72 176V177H71ZM85 176V177H84ZM106 176V177H105ZM204 176V177H205ZM208 176V177H209ZM7 177V178H6ZM16 177V178H15ZM18 177H19V179H18ZM100 177V178H99ZM103 177V178H102ZM235 177V175L233 176V178ZM258 177H259V175H258ZM5 178H6V180H5ZM10 178V179H9ZM36 178H37V180H36ZM90 178V179H89ZM105 178V179H104ZM233 178H231V179H233ZM5 180L4 182H2L1 183V180ZM12 179V180H11ZM16 179V180H15ZM20 179H22V180H20ZM29 179V180H28ZM32 181H31V180ZM76 179V180H75ZM103 180V182H105V183H103L102 182V180ZM215 179H213L212 180V192L215 190L214 189V187L217 185V181L218 180H215ZM222 179V178H221ZM13 180H14V182H13ZM34 180H36V181H34ZM91 180V181H90ZM96 180V181H95ZM120 180H121V178L119 179V180H116L115 182H119L120 183ZM136 180V179H135ZM21 181V182H20ZM22 181H24L23 183H22ZM84 181V182H83ZM87 181V182H86ZM107 181H108V179H107ZM122 181V180H121ZM134 181V180H133ZM132 181V182H133ZM213 181H214V183L216 182V184H213ZM254 181H252V182H250V184H252ZM256 181H258V178L256 179ZM12 182V183H11ZM18 182V183H17ZM31 182H32V184H31ZM73 182H76V183H73ZM95 183V184H93V183ZM99 182V183H98ZM101 182V183H100ZM30 183V184H29ZM44 183V184H43ZM81 185H80V184ZM102 183H103V187L105 186H107L106 187V189H105V187L103 188L102 187ZM122 183H123V181H122ZM125 183V182H124ZM131 183V182H130ZM135 183V184H134ZM138 182L137 181H134L132 184L135 186L136 184H137ZM36 184V185H35ZM41 184V185H40ZM88 184V185H87ZM184 184V183H183ZM186 184V183H185ZM184 184V185H185ZM21 185V186H20ZM97 185H99V186H97ZM112 185V186H111ZM138 185V184H137ZM184 185H182V187L184 186ZM187 185V184H186ZM185 185V186H186ZM12 186H14V187H12ZM24 186V187H23ZM77 186H78V188H77ZM111 186V187H110ZM143 185H141L140 187H142ZM85 187V188H84ZM95 187H97V189L98 188H100V190L98 191L97 189H95ZM136 187V186H135ZM139 187V186H138ZM3 188H5V189H3ZM34 188V189H33ZM101 188H103L102 189V191L103 192H101ZM119 187H117L116 188V190H117V193H118V190H120V189H118ZM174 188V187H173ZM179 187H176V188H174L173 189V192H174V190H175V193H173V194H175V195H177L176 194V190L178 191L179 189H178ZM184 188H186V189H184ZM188 188V189H187ZM218 188V185L216 186V189ZM219 188L221 189V186H219ZM218 188V189H219ZM242 187H240L239 189H241ZM10 189H12V190H10ZM69 189V190H68ZM72 189V190H71ZM73 189H75V190H73ZM83 189H85V190H82ZM149 189V188H148ZM156 189V188H155ZM217 189V190H218ZM219 189V190H220ZM223 189V188H222ZM239 189H237V190H239ZM96 190V192L94 193V191ZM115 192H114V191ZM183 190V191H182ZM182 190H179L178 191V196L177 197H180V200L178 199V198H176V196H174V198H175V200H173V203L175 204V205H178V204H180V202L182 203V200H184L183 202H184V204L186 205V203H188L187 201H188V199H187V196L186 195H188L189 194V191H190V188L188 187V186H186V187H183L182 188ZM187 190V191H186ZM217 190H215V191H217ZM217 191L216 193L215 192H213L212 194H211V192H210V194L212 195V196H214V197H210V198H213V199H206L207 197H206V195H205V193L203 192V191H200L199 189H197L196 190V192H195V196L196 197H194V199H196V201H197V203L200 201H202V202H205V204H207V203H209V200H210V204L208 205H206V206H210V207H214V210H212L213 208H211V210L214 212V213H218L219 212V215L221 216V218H220V216H218V214L216 215V216H213V219H217V220H220V219H222L223 218V216L225 215V217L226 216H228L227 214H229L230 216H228V218H230L229 220H230V222L228 223V224H226L225 226L227 227V225H228V227H232V228H234L235 229V231H236V229L239 231L241 228H243V229H245L246 228V224H247V222H250L251 220H255V218H256V216H255V213L252 211L253 210V206H255L257 203L255 202L254 203V201H251L250 200V198L249 199H247V200H245V203H244V205L241 207V208H243V210L246 212H244L243 210H241V208H238L237 207V205H235L236 203H235V201H229V197L226 195L225 196V193L222 195V190L221 191ZM5 191V192H4ZM7 191V192H6ZM72 191V192H71ZM73 191H74V193H73ZM88 191H89V193H90V195L88 194ZM98 191V192H97ZM105 191V192H104ZM184 192V193H181V194H179L180 192ZM199 191V192H198ZM239 191H241V190H239ZM54 192V193H53ZM67 192V193H66ZM69 192H71V193H69ZM76 192V193H75ZM78 192V193H77ZM102 194H101V193ZM121 192V191H120ZM119 192V194H122V193H120ZM17 193V194H16ZM50 193H53V195L54 196H52ZM66 193V194H65ZM94 193V194H93ZM99 193V194H98ZM117 193H116V195H117ZM197 193V194H196ZM215 193V194H214ZM219 195H218V194ZM3 194V195H2ZM80 194V195H79ZM183 194H186V195H184V197L182 196ZM9 195V196H8ZM50 195V196H49ZM64 195V197H65V199H67V200H65V199H63L64 197H62ZM66 195H67V197H66ZM96 195V197H98L97 198V201H96V198L94 197V196ZM98 195V196H97ZM101 195V196H100ZM108 197H107V196ZM124 195V194H123ZM217 195V196H216ZM25 196H26V198H25ZM35 197V198H32V197ZM75 196V197H74ZM77 196V197H76ZM105 196V197H104ZM120 196V195H119ZM204 196V197H203ZM215 196L216 197H218V198H215ZM4 197V198H3ZM14 197V198H13ZM22 197V198H21ZM31 198V199H28V198ZM54 197V198H53ZM72 197H73V199L75 200H73L72 199ZM83 197V198H82ZM94 197V198H93ZM102 197V198H101ZM181 197H183V199L181 198ZM202 197V198H201ZM228 197V198H227ZM12 198V199H11ZM24 198V199H23ZM39 198V200H37ZM76 198V199H75ZM90 198H93L92 200L90 199ZM108 198H110V199H108ZM159 198V196L157 197V199ZM172 199H173V197H171ZM199 198V199H198ZM204 198V199H203ZM222 198V199H221ZM224 198H227L228 199V201L229 202H227L226 200L227 199H224ZM11 199V200H10ZM19 199V200H18ZM35 199V200H34ZM41 199V200H40ZM49 199V200H48ZM64 201H63V200ZM69 199H72V200H69ZM86 199V200H85ZM88 199V200H87ZM94 199H95V202H94ZM105 199V200H104ZM123 199H124V197H123ZM172 199H170L169 198V200H166V202L164 201V203L166 204L165 206H166V208L164 209V207L162 208H160V209H164L163 211H162V215L164 214V212H165V210L167 211V207H173L172 206V204H171V202H172ZM182 199V200H181ZM185 199H186V201H185ZM224 199V200H223ZM9 200V201H8ZM45 200H47V201H45ZM69 200V201H68ZM76 200H78V201H76ZM85 200V201H84ZM156 200V199H155ZM170 200H171V202H170ZM178 200V202H177V204L174 202V201H177ZM203 200H205V201H203ZM218 200V201H217ZM249 200V201H248ZM14 201V202H13ZM16 201V202H15ZM28 201H29V203L30 204H28ZM31 201H32V203H31ZM37 201V202H36ZM45 201V202H44ZM49 201V202H48ZM62 201V202H61ZM80 201V202H79ZM93 201V202H92ZM110 201V202H109ZM162 201V200H161ZM170 203H169V202ZM195 201V200H194ZM196 201H195V204H197L196 203ZM212 201V202H211ZM4 202V203H3ZM10 202V203H9ZM24 202V203H23ZM68 203V204H65V203ZM71 202H73V204L71 203ZM76 202V203H75ZM86 204V205H84V203ZM87 202V203H86ZM90 202H92V203H96V204H98V206L101 204V205H103L101 208H105V209H102V212L104 213V214H102L101 213V208L100 207H98L97 205L95 206V205H93L92 203H90ZM100 202V203H99ZM107 202H109V203H107ZM127 202V200L124 202V204ZM128 202H130V201H128ZM186 202V203H185ZM191 204H192V202L191 201H189ZM214 202V203H213ZM223 202V203H222ZM224 202H226V203H224ZM231 202V203H230ZM250 202V203H249ZM23 203V204H22ZM64 203V204H63ZM107 203V204H106ZM230 203V204H229ZM3 204H4V206H3ZM21 204L22 205H25V206H21ZM29 205L28 207L30 208H28L27 207V205ZM32 204V205H31ZM35 204V205H34ZM45 204H47V205H45ZM62 204V205H61ZM70 204V205H69ZM76 204H77V207H74V206H76ZM80 204V205H79ZM90 204H92V205H90ZM105 204V205H104ZM118 204V203H117ZM128 204H130V203H128ZM169 204H171V205H169ZM173 204V205H174ZM184 204L182 203V205L183 206H181V210H183V208L182 207H188V205H190V204H187L186 206H184ZM212 204H214V206L212 205ZM223 205V206H221V205ZM227 204H228V206H227ZM245 204H247V205H245ZM250 204H252L251 206H250ZM8 207H7V206ZM11 205V206H10ZM37 205V206H36ZM52 205H53V207H52ZM68 205V206H67ZM175 205H174V207H175ZM235 205V206H234ZM259 204H257L256 206H258ZM35 206V207H34ZM47 206V207H46ZM51 206V207H50ZM59 206V207H58ZM61 206V207H60ZM78 206H79V208L80 207H84L82 210L81 209H79L78 208ZM121 206V205H120ZM134 206V205H133ZM191 206V205H190ZM219 206H221V208L219 207ZM247 206H249V207H247ZM255 206V207H256ZM3 208V210H2V208ZM25 207H26V209H25ZM36 208V207H39V208H37V210L35 209L34 210V208ZM47 209H46V208ZM58 207V208H57ZM66 207V208H65ZM68 207V208H67ZM74 207V208H73ZM88 209H87V208ZM93 207V208H92ZM97 207L98 208H100V210L99 209H97ZM108 207V208H107ZM173 207V208H174ZM246 207L247 208H249V209H246ZM5 208V209H4ZM10 208H12V209H10ZM21 208L22 209H24V210H21ZM33 208V210H31ZM56 208V209H55ZM62 208H63V210H62ZM70 208V209H69ZM92 208V209H91ZM95 208V209H94ZM111 208V209H110ZM114 208V210H112ZM209 208V207H208ZM233 208V209H232ZM44 209V210H43ZM58 209V210H57ZM66 209V210H65ZM137 209V210H136ZM179 208H178V212H181V210H180ZM219 209V210H218ZM247 211H246V210ZM29 210V211H28ZM42 210V211H41ZM57 210V211H56ZM74 212H72V211ZM79 210V211H78ZM88 211V212H86V211ZM95 210V212H93V211ZM97 210V211H96ZM105 210V211H104ZM106 210H108V211H106ZM177 210V209H176ZM176 210H174V214H175V212H176ZM180 210V211H179ZM218 212H217V211ZM229 210V211H228ZM233 210V211H232ZM4 211H5V213H4ZM7 211V212H6ZM25 211V212H24ZM34 211V212H33ZM40 213H39V212ZM59 211V212H58ZM81 211V212H80ZM99 211H100V214H99ZM113 211V212H112ZM159 211H161V210H159ZM237 213H236V212ZM241 211V212H240ZM30 214H29V213ZM36 212V213H35ZM45 214H44V213ZM47 212V213H46ZM65 212V213H64ZM79 212V213H78ZM84 212H86V213H84ZM90 212H91V215H90ZM107 212V213H106ZM114 212H115V214H114ZM117 212V213H116ZM177 212V214L176 215H178V217H179V213ZM240 212V213H239ZM243 212V213H242ZM250 214H249V213ZM3 213H4V215H3ZM15 213V214H14ZM16 213H18V214H16ZM58 213H60L59 215H58ZM75 213H76V215H75ZM90 215H88V214ZM100 215V217L98 216V214ZM112 213L114 214V217H112L113 215H112ZM120 213V212H119ZM137 213H139V212H137ZM166 213V212H165ZM171 213H173V212H171ZM245 213V214H244ZM30 216H29V215ZM31 214H33V215H31ZM36 214V215H35ZM40 214V215H39ZM51 214V215H50ZM67 214V215H66ZM81 216H80V215ZM95 214H97V215H95ZM108 214H109V216H108ZM111 214V215H110ZM251 214H253V215H251ZM2 215V216H1ZM8 215V216H7ZM17 215H18V217H17ZM45 217H44V216ZM55 215V216H54ZM57 215H58V218H57ZM72 215V216H71ZM74 215V216H73ZM78 215H79V217H78ZM95 215V216H94ZM105 215H107V216H105ZM128 215V214H127ZM126 215V216H127ZM131 215V216H130ZM7 216V217H6ZM15 216V217H14ZM25 216H26V218H25ZM29 216V217H28ZM41 216V217H40ZM52 216H54L53 218H50V217H52ZM61 216H63V218L61 217ZM71 219H69L68 217ZM87 216V217H86ZM93 216V217H92ZM99 218H98V217ZM104 218H103V217ZM134 217V220L136 219V217H137V219L135 220L136 222L133 224V220H131L132 222L130 223V221H129V218L131 217L132 219H133V217ZM136 216V217H135ZM141 216V217H140ZM24 217V218H23ZM49 217V218H48ZM61 217V218H60ZM91 217H92V219H91ZM97 218V219H99V220H97V219H95V218ZM140 217V218H139ZM145 217V216H144ZM233 217V218H232ZM251 217V218H250ZM253 217H255V218H253ZM16 218V219H15ZM41 218H43V219H41ZM45 218H46V220H45ZM81 218H83V219H81ZM103 218V219H102ZM130 218V219H131ZM253 218V219H252ZM7 219V220H6ZM19 219L20 220H22V221H19ZM27 219H28V221H27ZM54 219V220H53ZM60 219H63V220H66V221H68L69 220V222L71 221V222H80L79 223V226L77 227L78 228V230L76 229V231L74 230V231H66V228H64L63 226H62V228L59 230V227H58V224L56 223L57 221H55V220H60ZM81 219V220H80ZM88 219V220H87ZM106 219V220H105ZM34 222H33V221ZM45 220V223L46 224H43L44 221ZM78 220V221H77ZM2 221V222H1ZM5 221V222H4ZM51 221V222H50ZM52 221L55 223H52ZM83 221V222H82ZM85 221H87V222H85ZM89 221V222H88ZM102 221V222H101ZM117 221H118V219H117ZM126 221V222H125ZM140 221V220H139ZM197 221L198 220H192V225L193 226H197ZM31 222L33 223V224H31ZM50 222V223H49ZM91 222V223H90ZM92 222H96V224L95 223H93L92 224ZM102 224H101V223ZM105 222V223H104ZM191 222V221H190ZM195 222H196V224H195ZM4 223V224H3ZM21 223V224H20ZM27 223V224H26ZM28 223L31 225H28ZM47 223H48V225H47ZM52 223V225L50 226V224ZM85 223V224H84ZM88 223L90 224V225H88ZM126 223L127 224H131L132 226L133 225H135L133 228H132V226L130 225H126ZM173 223L174 222H171L170 220L167 222V224L165 225L166 227H165V229H167V228H169L171 225H173ZM234 224V226H233V224ZM5 224H6V226H5ZM25 224V225H24ZM54 224V225H53ZM83 224V225H82ZM87 224V225H86ZM91 224L93 225V226H91ZM101 224V225H100ZM103 224L105 225V226H103ZM136 224H137V226H136ZM177 224V223H176ZM230 224V225H229ZM249 224V223H248ZM248 224H247V227H248ZM251 224V223H250ZM26 225H28V226H26ZM99 225V226H98ZM124 225H126V226H124ZM238 225V226H237ZM7 226H8V228H7ZM24 226V227H23ZM26 226V227H25ZM47 226H50V227H47ZM53 226V227H52ZM85 226V228H83ZM96 226V227H95ZM97 226H98V228H97ZM128 226H129V228H128ZM225 226H223V227H225ZM23 227V228H22ZM39 227H40V229H39ZM45 227H47V228H45ZM57 228V229H55V228ZM112 227V226H111ZM137 227H140L139 229H137ZM220 227V226H219ZM249 227H251L252 229H253V227L255 228V225L253 226V224H252V226L251 225H249ZM249 227H248V229L246 228L245 230H249ZM2 228V229H1ZM24 228H26V229H24ZM29 228V229H28ZM55 229V231H54V229ZM80 228V229H79ZM84 229L83 231H85L86 229V231L82 234V232L80 231V233H78V231L79 230H82V229ZM88 228H90V229H88ZM125 228V229H126ZM131 228V229H130ZM250 228V229H251ZM7 229V230H6ZM34 229H36V230H38V231H36V230H34ZM42 229V230H41ZM92 229V230H91ZM94 229H95V231H94ZM1 230H3V231H1ZM49 232H48V231ZM58 230V231H57ZM61 230H65L66 231V233L64 234V232L62 231V233H60L61 232ZM112 230H114V229H111V231ZM142 230V231H141ZM242 230V229H241ZM240 230V231H241ZM244 230V231H245ZM11 231V232H10ZM34 231V232H33ZM47 231V232H46ZM54 231V234L56 235L57 233V235H56V237H55V235L53 234V235H50V234H52L51 232H53ZM240 231H239V233H240ZM31 232V233H30ZM41 232V233H40ZM43 232V233H42ZM56 232V233H55ZM70 232V233H69ZM77 233V234H74V233ZM91 232V233H92ZM130 232V231H129ZM243 232V230L241 231V233ZM6 233H11V234H6ZM24 233V234H23ZM30 233V234H29ZM40 233V234H39ZM72 233H73V235H72ZM112 233H114V231L112 232ZM41 234H42V236L44 237H40L41 236ZM62 234V235H61ZM82 234V235H81ZM2 235V236H1ZM7 235V236H6ZM38 235H39V237L41 238V240L39 239V237H38ZM59 235H61L60 237H59ZM75 235V236H74ZM129 235V234H128ZM140 235V236H139ZM6 236V237H5ZM49 236V237H48ZM51 236H53V238L51 237ZM74 238H73V237ZM109 236V238H105L110 244H111V242L113 241L112 239H110V237L112 236V234H109L108 235ZM26 237V238H25ZM55 237V238H54ZM84 237H87V238H84ZM5 240H4V239ZM10 239V240H7V239ZM168 238H171V236H170V234H168ZM25 239V240H24ZM46 239V241H45V243H44V241H43V244H46V243H48V242H50V244H51V242H52V240L51 239H49V240H47ZM63 239V240H62ZM77 239L79 240V241H81L80 243L82 244V246H81V244L79 245V244H76V243H78L77 242ZM97 239V238H96ZM114 239V238H113ZM126 239V240H125ZM11 240H12V242L15 240H17L16 241V243H12L11 242ZM30 240H32V241H30ZM59 240V241H58ZM65 240V241H64ZM75 242H73V241ZM2 241V242H1ZM10 241V243H8ZM20 241H22V243L20 242ZM95 241V242H94ZM4 242V243H3ZM6 242V243H5ZM32 242V243H31ZM62 242V243H61ZM64 242H66V243H64ZM71 242H73V243H71ZM107 242V243H108ZM3 243V244H2ZM25 243V244H24ZM41 243V244H40ZM53 243V242H52ZM56 243V244H55ZM96 243V244H95ZM5 244H6V246H5ZM8 244V245H7ZM11 244V245H10ZM42 244V245H43ZM63 244H65V245H63ZM72 244V245H71ZM1 245H2V247H1ZM4 245V246H3ZM11 247H10V246ZM58 245V246H57ZM78 245H79V247H78ZM95 245V246H94ZM8 246V247H7ZM22 246V247H21ZM75 246V247H74ZM109 246V245H108ZM58 247H60V248H58ZM77 247V248H76ZM80 247H82V249L84 250V252H87L88 250L89 251H93L92 253H88L89 255H87V258H83V256L79 253V250L82 252V249L80 248ZM11 248V249H10ZM15 248V249H14ZM85 248V249H84ZM10 249V250H9ZM14 249V252L12 251ZM16 249H17V251H16ZM18 249H22L24 252H22V250L20 251L19 250V253H16V252H18ZM65 249V250H64ZM66 249H69V250H66ZM94 249V250H93ZM72 252H71V251ZM62 251L64 252L65 251V255L67 254V253H71V254H67L66 256L65 255H63L64 253H62ZM68 251V252H67ZM76 251H78L77 253H79L77 256L75 255V254H77V253H75ZM3 252V253H2ZM21 252V253H20ZM65 257V258H63V256L60 254V253ZM74 252V253H73ZM13 253H15V254H13ZM20 254V255H19ZM21 254H25V255H23V256H21ZM6 255V256H5ZM27 255V257H25ZM59 255H61L62 256V259H60V256ZM79 255H81V257L83 258H81ZM58 256H59V258H58ZM8 257L10 258L9 260H8ZM56 258L55 260L53 259V258ZM91 257V258H90ZM13 258V259H12ZM20 258V259H19ZM22 258H25L26 259V261H25V259H22ZM28 258V259H27ZM75 259V261H74V259ZM78 260H77V259ZM79 258H81V260L79 259ZM14 259V260H15ZM84 259H86L87 260V262H85L84 261ZM18 260V261H17ZM19 260H21V261H19ZM59 260H61V262L59 261ZM66 260V259H65ZM77 260V261H76ZM81 261H83V262H81ZM3 262V263H2ZM55 262V263H56ZM81 262V263H80ZM17 263V264H18ZM26 263H23V264H26ZM5 264H8V263H5ZM91 264V263H90Z\"/></svg>",
	"mask_w": 264,
	"mask_h": 264
},
{
	"label": "bare ground",
	"instance_id": "bare-ground-1",
	"mask_svg": "<svg viewBox=\"0 0 264 264\" xmlns=\"http://www.w3.org/2000/svg\"><path fill=\"white\" fill-rule=\"evenodd\" d=\"M70 1H73V0H70ZM81 1V0H80ZM85 1V0H84ZM89 1V2H88ZM88 1H85L86 3L88 2V4L90 3V0H88ZM92 1V0H91ZM102 1H104V0H102ZM113 1H115V0H113ZM145 1V0H144ZM151 1V0H150ZM175 1V0H174ZM231 1V0H230ZM65 2V1H64ZM64 2H62V4L64 3ZM67 2H69V1H67ZM95 2H97V1H95ZM116 2V1H115ZM137 2H138V0H137ZM136 2V3H137ZM140 2V1H139ZM153 2H155V1H153ZM180 2V1H179ZM240 2H244V1H240ZM263 2V1H262ZM50 3V2H49ZM66 3V2H65ZM73 3H75V2H73ZM72 3V4H73ZM80 3H82V1L81 2H79L78 4H80ZM97 3H99V2H97ZM104 3V2H103ZM106 3V2H105ZM105 3H104V5H105ZM149 3V2H148ZM176 3V2H175ZM175 3H173V4H175ZM264 3V2H263ZM67 4H69V3H67ZM77 4V5H78ZM91 4H93V3H90V5ZM110 4V3H109ZM117 4V3H116ZM134 4H135V2H134ZM172 4V5H173ZM177 4L179 5V3H178V1H177ZM66 5V4H65ZM65 5H63V6H65ZM86 5V4H85ZM93 5H95V4H93ZM130 5H133L132 3H130ZM141 5H142V2H141ZM141 5H140V7H141ZM170 5V4H169ZM176 5V4H175ZM177 5V9H178V6ZM62 6V5H61ZM67 6V5H66ZM88 6V5H87ZM102 5H101V3H100V6L98 5V7H101ZM107 6H109V5H107ZM116 6V5H115ZM118 6H119V4H118ZM183 6H185V5H183L182 4V9L184 8ZM264 6V5H263ZM72 7V6H71ZM91 6H89V8H90ZM98 7H96L97 8V10H98ZM121 7V6H120ZM130 7V6H129ZM129 7H128V9H129ZM133 7V6H132ZM136 7V6H135ZM166 7V6H165ZM171 7V6H170ZM257 7H260V6H257ZM74 8H75V6H74ZM81 8V9H80ZM79 9H80V11L82 10L83 12V14L85 15V13L87 12V14H88V12H89V10H87V8L86 7H80ZM88 8V9H89ZM92 8V10H93V6L91 7ZM90 8V9H91ZM104 8H106L107 9V7H106V5H105V7ZM104 8H102V9H104ZM114 8V7H113ZM118 8V7H117ZM117 8H115L116 10H117ZM172 8V7H171ZM185 8H187V7H185ZM185 8L182 10V11H184L185 10ZM64 9H65V7H64ZM78 9V10H79ZM106 9H104V10H106ZM111 9V8H110ZM168 9V8H167ZM173 9H174V5H173ZM176 9V8H175ZM179 9H180V7H179ZM263 9H264V7H263ZM60 10V9H59ZM76 10V9H75ZM91 10V11H92ZM101 10V9H100ZM114 10V9H113ZM115 10V11H116ZM127 9H125V12H127L126 11ZM140 10V9H139ZM166 10V9H165ZM169 10V9H168ZM181 10H177V11H181ZM258 10V9H257ZM63 11V10H62ZM109 11V10H108ZM131 11H134L133 9L131 10ZM131 11H129V12H131ZM146 11H147V9H146ZM176 11V12H177ZM186 11V10H185ZM262 11V10H261ZM143 12V11H142ZM260 12V11H259ZM79 13V12H78ZM89 13H91V12H89ZM98 13V12H97ZM105 13H106V11H105ZM104 13V14H105ZM110 12H108L107 13V15H110L109 14ZM134 13H135V11H134ZM139 13V12H138ZM144 13H145V11H144ZM157 13V12H156ZM100 14V13H99ZM98 14V15H99ZM115 14V13H114ZM117 14V13H116ZM115 14V15H116ZM123 14V13H122ZM137 14V13H136ZM135 14V15H136ZM140 14V13H139ZM80 15V14H79ZM101 15H102V13H101ZM121 15V14H120ZM125 15V14H124ZM129 15H131L130 13H129ZM133 15V14H132ZM138 15V14H137ZM155 15V14H154ZM158 15V14H157ZM180 15V14H179ZM81 16V15H80ZM91 16V15H90ZM94 16V15H93ZM95 16H97L96 14H95ZM104 16V15H103ZM113 16V15H112ZM117 16V15H116ZM122 16V15H121ZM153 16V15H152ZM160 16V15H159ZM182 16V15H181ZM86 17V16H85ZM124 17V16H123ZM126 17H128V16H126ZM134 17V16H133ZM55 18V17H54ZM65 18V17H64ZM80 18H82V19H84L85 20V18L84 17H80ZM87 18H88V16L86 17V20H87ZM104 18V17H103ZM116 18V17H115ZM128 18H130V16L128 17ZM137 18V17H136ZM182 18V17H181ZM69 19V18H68ZM81 19V21H83ZM100 19H101V17H100ZM108 19V18H107ZM107 19H105L106 21H107ZM113 19V18H112ZM117 19V18H116ZM120 19H122V18H120ZM67 20V19H66ZM76 20V19H75ZM80 20V19H79ZM98 20V19H97ZM103 20V19H102ZM101 20V21H102ZM104 20V21H105ZM108 20H110V19H108ZM133 20V19H132ZM131 20V21H132ZM62 21H63V19H62ZM89 21V20H88ZM91 21V20H90ZM99 21V20H98ZM105 21V22H106ZM113 21H117V20H113ZM126 21V20H125ZM124 21V22H125ZM128 21V20H127ZM126 21V22H127ZM45 22H47V21H44V23ZM52 22V21H51ZM50 22V23H51ZM76 23V21H74L73 19H72V21L71 20H68V21H64V23H62L63 25H66L65 23H67V25H66V27L67 28H69V27H72V29L74 30V33L73 32H69V30L68 29H65L64 30V27L65 26H61V24L59 23V21H58V26H56V25H54L58 30H55L56 28H51V32H53V41H56V43L58 42V44L60 43V45H62V46H65V45H67V44H71V47L72 46H74V47H76L75 49H74V51H76L75 53H73V51H72V49H70L72 52H71V54H72V56L70 57V59L74 56V54H75V56H74V61H70L69 60V56L70 55H68V57H67V55L66 56H64V53H62L63 51L61 50L60 51V55H58V56H60V59H58V60H60V63H62V66H64V68H65V70H63L64 71V73H66V74H70V75H72V77H74L75 79H77L78 81H81V82H85V79H83V76H84V74H86V76H87V74H94V77L91 75V77H93L94 78V80L90 83L91 85V87H93L92 88V90L97 86V87H99V88H97V89H100V87H102V89H103V86L105 87V86H107V85H109V87L108 88H110V90L112 89V91L111 92H109V94L107 93V95H105V93H102L99 97L97 96H95L96 98H94L93 100L92 99H90L91 97H89V98H87V99H89L90 101H91V103L93 104V105H95V104H97V107H92L91 109H92V111H91V109H90V107H88V105H89V103L87 104V102H89V100H87V102H86V104H85V102L83 101H81V98L82 97H80V101L81 102H79L78 103V101H76L75 99V101L77 102H75V101H73V99L71 98V97H73L71 94H72V89H71V94H70V91H67L66 92V95H71V97L70 96H68V97H70L71 99H72V101L73 102H75L74 103V105L73 106H70V100H68V101H66L65 100V98L66 99H68L66 96H64V97H62L63 95H65V93L64 94H62V96H61V93H60V96L62 97V98H60V99H62L63 101V103H64V107H63V105H62V108H60V113H63V116H64V114H66V113H70V111H71V115L69 116L68 114H66L65 116H66V118L67 117H70V118H72V120H73V123H74V121H76V120H74L75 118H78V116H76V115H79V114H83V112H81V110L83 109V111H84V108H85V110L87 109V108H89L88 110L89 111H91V113L93 114V115H95L94 116V118H96V119H98L99 120V123H100V120H101V122L103 123L104 121H102V120H106V121H109L111 124H112V128H113V130L114 131H111L110 132V134L108 135V133H109V131L107 130V135H105L106 133L104 132L105 130V128H104V126H103V128H101L103 131H101V132H103L102 133V136H103V134H104V136H105V138H106V136L110 139V143L109 142H107L106 140H105V138L103 139V138H101V136H100V134H101V132H100V130L99 129H96V130H94V125H93V130H94V132L95 131H97V130H99L98 132H100V134H98V136H100V137H98V139L100 138V140L101 139H103V140H105L107 143H109V144H107V147L106 148H108V149H106V151H105V149L104 150H101L102 151V155H101V157H100V155H97V156H99L98 158L96 157V152H94V153H91L90 151H88V149H84V147H86L87 145H90V143H88L89 141L88 140H90V137H88L89 135H91V134H89V135H87L86 136V133L84 132V136L85 137H87V138H89V139H87L86 138V140L88 141H86L88 144L86 145V146H82L81 144L82 143H84L85 141L84 140H82V139H84V136L82 135V139L80 138L79 139V141H84V142H80L81 144H78L77 142V145L76 146H78V148L77 147H75L74 148V150L75 149H77V153L80 155V149L82 150V148L85 150L84 152H86V150H87V153H91V154H93V155H95V156H92L90 153V155L92 156V157H94L95 159L97 158V159H103V163H102V165L100 166V164H99V166H100V168H103L104 166H108L109 164H111V162H109V161H113L114 163H115V171L116 172H119V175H117L116 173L114 174H112V173H110V175H108L109 177H107L106 178V183H107V185L108 184H112V181H114V183L111 185L112 187H113V189L116 191V193H117V190H116V188L117 187H119L118 189H120V190H118V193H117V195H116V193H114V197L111 195V198H112V200L110 199V198H108V199H110L111 200V202H114V204L112 205V206H118V209L120 210L117 214V217L115 218V224H118V222H120L121 221V219H123L124 218V220H125V218H127V220L126 221H128V216H129V210L131 211H133V208H134V211H135V208H137L138 207V211L137 212H139V213H134V214H136V216L138 217V214H140V215H142V219L140 218V219H138L137 221L138 222H136L135 220L137 219V217H136V219L134 220V217H133V219L131 218H129V221H130V223L132 222L131 220H133V224L136 222V223H138V226H142V227H144L142 230H143V232H142V235H141V237H145V238H129V239H127V241L125 242L124 240L122 241V240H119L118 238H122L123 239V237L126 235V232L125 231H127V228L125 229V228H123L122 227V225H116V227H113V225H111V221L113 220L114 221V218L110 221H108L107 222V226H105L104 224H103V226H105L104 228H105V230H103V228L101 229V227L102 226H99V228H98V226H97V228L98 229H96V231H95V229H94V233L92 232V231H89L90 233H86L85 231H83L84 229H82V230H79L78 231V233H80V231L82 232V234L85 232V236L87 235V237H89V238H91V240L93 241V239L92 238H95L94 240L96 241V240H98V244L96 245L97 247L95 248V250H94V253H92L93 251L91 250V251H87L88 253L90 252V253H92L93 254V256L91 255V261H89L88 262V264H264V178L263 177H260L261 176V174H257V178H258V181H256V179H255V181L253 180V178H255V177H252L253 175L251 174V171L253 170H251L250 171V169L248 168V166L247 165H249V163L246 161L245 163H246V165L244 166V164H242V163H240L239 161H237V162H239V164H242L244 167L242 168V165H238L239 167V169H240V166H241V168H242V171L240 170H238L239 172H240V176H236V174H234V172L233 171H231V172H233V174L235 175V177L233 178V174L232 173H230V174H232V175H230V177L231 178H233V179H231V178H229V175L228 176H226V177H228L229 179H224L223 177L225 176V175H227V172H230V170H228V171H222L223 173H221V175H222V179L220 178V179H215V178H213V179H215V180H218L217 181V185H218V188H219V186H221V189L219 190L218 188V190L219 191H221L222 190V195L225 193V196L227 195L228 197V199H229V201H235V205H237V207L238 208H241L243 205H244V203H245V200H247V199H249L250 198V200L251 201H254V203L256 202L257 204H259L258 206H253L252 204H250V206L252 205L253 206V212L255 213V216H256V218L255 217H253V218H255V220H251L250 222H247V224H248V227H249V225H251L252 226V224H253V226L255 225V228L253 227V229L251 228V227H249V230H245L246 228L248 229V227H247V224H246V228L245 229H243V228H241L242 230H243V232L241 233V231H240V233H239V231L236 229V231H235V229L234 228H232V227H228V225H227V227L225 226L226 224H228L229 222H230V218H228V216H230L229 214H227L228 216H226L225 217V215L223 216V218L222 219H220V220H217V219H213V216H216L217 214H218V216H220L219 215V212L218 213H214L212 210H214V204H212L214 207H210V206H206L207 204L209 205L210 204V200L211 199H213V198H210L212 195V193L213 192H217L218 190L216 189V186L214 187V189L215 190H217V191H211L212 190V175L211 176H209V172H211V171H209L210 169H209V160L207 159V158H209V157H207V158H205L204 156L203 157H201L200 155H198V153L201 151L200 149H202V146L200 145V142L198 143V141H200V140H198L197 141V148H196V150L194 151V150H191L192 148H190V152L191 153H194L195 155H193L195 158H197L196 160H195V162H194V160H193V162H189L190 160H188L187 162L184 160V159H182V154H181V156H180V150H179V145H180V143L179 142H181V141H183V139L181 140V141H178V139L176 138L175 140H177V141H175V143L173 144V143H168V141H165L164 139H166L165 137H166V134L167 133H169V135H171L172 136V134H171V132L172 131H174V128H175V126H174V128L172 127V131H171V129H169L170 128V126L168 127V129H166V123L164 124V121H162L163 120V115L164 114H162L161 116L162 117H160L159 115L161 114V113H158L156 110L155 111H153V109H155L157 106H154V105H156V104H152V103H147L148 101L147 100H150L151 102H156L157 100L158 101H160V102H162V101H165V102H163V103H168V105H169V103H173L174 104V106H175V108H176V105H175V101L176 100H178V102H181V101H179L181 98L182 99H185V98H183V88L184 87H186L187 88V86L188 85H190L189 87H191V84H192V88H196V89H201L200 90V92L201 93H203V89H205L204 90V92L207 90V89H209L208 87L210 86L212 89H213V87L216 85L217 87H218V90H220V89H223V90H225V88L227 87V84H228V82H227V84H226V81H225V83L223 82V81H215V82H213V79H212V81L210 82V84H206V83H202V84H198V83H193V78L197 75L198 76V74L199 73H197L196 75H194V77H192V75L193 74H191L190 76H191V78H190V76H189V78L187 79L186 77V73H190V71L192 70V68H190V71L189 72H186V73H184V75L186 76H184L185 77V79H181V76L183 77V72H185L184 70H183V68L181 69V74H180V78H179V71L177 72V76H178V78L180 79H175V80H173L174 79V77L172 76L173 75V73H170L169 72V70H167L165 73H166V75H165V78H163V74L161 75V74H159V73H162L161 72V70H159V69H155L154 67H153V65H152V67L154 68V69H150V68H148L149 66H145V65H147V64H145L144 65V63L147 61L146 59H148L149 57H150V55H152V53L151 54H149V51L150 50H148V49H150L149 47L151 46L152 47V45H148V44H144V46L143 47H141L140 46V41L142 40V39H144V36L147 38V36L146 35H144V34H142V33H140V34H138V32H137V35H133V34H135L136 32L135 31H133V32H135V33H133L132 35H133V37H131L128 33L126 34V33H124V31L122 32L123 34H124V37L123 36H120V34L118 33V32H121L122 30H120L119 29V31H115V32H117L119 35H117V33L115 34V35H112V36H115L114 38L112 37H107V36H109V34H113L112 32H113V30H112V32L110 33V32H108L107 33V36L105 37L104 35V37L105 38H103L104 39V42H103V40L101 41L102 43L101 44H99L98 42H99V40H98V37H97V32L99 31V28H98V31L97 32H93L92 31V34L93 33H96V34H94V35H96V36H93L92 37V35H91V38H92V41L93 42H96V43H98L99 45H97V47H96V43L93 45V46H95V47H93V48H95V49H93V51H90L92 54L91 55H89L90 53L87 51V47L86 46H84V49H86L85 51H87V58L89 59L88 60V66H87V64H86V66L85 67H83L82 65H83V62L82 61H84L85 59V52L84 51H82L83 53L82 54H84V56L81 54V52H80V48H79V45H82V43L80 42L79 43V40H81V39H83L82 41L84 42V39H85V41L86 40H89L90 42H92L91 40H90V35H89V29H88V27H92V25H90V26H87L88 24H87V22L86 23H84V22H80V23H77V24H79V26H76L75 25V23ZM78 22V21H77ZM97 22V21H96ZM119 22V21H118ZM126 22H125V24H126ZM130 22V21H129ZM49 23V24H50ZM56 23H57V21H56ZM91 23V22H90ZM117 23V22H116ZM121 23V22H120ZM131 23V22H130ZM55 24V23H54ZM92 24V23H91ZM105 24V23H104ZM118 24V23H117ZM128 24V23H127ZM46 25H48V23H46ZM96 25V23L94 24V26ZM97 25H99V24H97ZM101 25H102V23H101ZM101 25H99V26H101ZM106 25H109V22H108V24H106ZM110 25H114L112 22H111V24ZM109 25V26H110ZM129 25H132V23L131 24H129ZM134 25V24H133ZM52 26V25H51ZM53 26V27H54ZM76 26V28H73V27H75ZM128 26V25H127ZM126 26V27H127ZM45 27V26H44ZM65 27V28H66ZM86 28V29H88V30H84L83 31V28ZM96 27V26H95ZM103 27V26H102ZM116 27H119V25H117ZM126 27H124L123 29H125ZM142 27H143V25H142ZM59 28H60V30H59ZM101 28V27H100ZM46 29V28H45ZM50 29V28H49ZM91 29H93V28H91ZM102 29V28H101ZM103 29H104V27H103ZM108 30L110 29V28H107ZM106 29V30H107ZM118 28H116V30H117ZM128 29V28H127ZM46 30H48V28L46 29ZM66 30H68L67 32H66ZM72 30V31H73ZM105 30V29H104ZM133 30V29H132ZM134 30H136V29H134ZM142 30H143V28H142ZM45 31V30H44ZM71 31V30H70ZM85 32V34H83V32ZM88 31V32H87ZM131 31V30H130ZM86 32L88 33V35L89 36H86L87 34H86ZM100 32H102V30H100ZM105 32V31H104ZM40 32H38V34H39ZM103 33V32H102ZM43 34H45V33H43ZM49 34H50V32H49ZM122 34V35H123ZM150 35V34H149ZM152 35V34H151ZM154 35V34H153ZM38 35H36V37H37ZM46 36V35H45ZM128 36H130V37H128ZM135 36V37H134ZM39 37V36H38ZM43 37V36H42ZM48 37V36H47ZM46 37V38H47ZM100 37V36H99ZM149 37V36H148ZM151 37V36H150ZM187 37V36H186ZM185 37V38H186ZM191 37V36H190ZM212 37H214V39H216V40H214L213 39V42H215V41H217V38H215V36H212ZM51 38H52V36L50 37V38H48V40L50 39L51 40ZM109 38V39H108ZM40 39V38H39ZM112 39H114V41H116V43H114V41L112 42ZM117 39V40H116ZM126 40V43L125 44H127V40H129L128 41V44L130 45H128L127 47H129V49L127 48V47H125V45L124 44H120L121 42H120V40ZM147 39H149V38H147ZM153 39V38H152ZM189 39V38H188ZM191 39V38H190ZM32 40V39H31ZM47 40V39H46ZM50 40H49V42H50ZM109 40H111V42L109 41ZM151 40V39H150ZM153 40H155V39H153ZM196 40V39H195ZM198 40V39H197ZM205 40V39H204ZM207 40V39H206ZM205 40V41H206ZM208 40H209V38H208ZM211 40V39H210ZM209 40V41H210ZM36 41V40H35ZM35 41H33V42H35ZM40 41H42V40H40ZM52 41V40H51ZM98 41V42H97ZM158 41H160V40H158ZM157 41V42H158ZM38 42H39V40H38ZM46 42V41H45ZM45 42H44V45H46L45 44ZM48 42V43H49ZM88 42V41H87ZM118 42H120V43H118ZM200 42V41H199ZM212 41H211V43H213ZM47 43V42H46ZM86 43V42H85ZM84 43V44H85ZM123 43V42H122ZM138 43H139V45H138ZM148 43V42H147ZM162 43V42H161ZM201 43V42H200ZM209 43V42H208ZM79 44V45H78ZM136 44H137V46H136ZM202 44V43H201ZM32 45V44H31ZM35 45V44H34ZM36 45H38V43L36 44ZM35 45V46H36ZM53 45H55L54 43H53ZM124 45V46H123ZM142 45V44H141ZM210 45V44H209ZM33 47V46H31L33 49H35L36 47ZM42 46V45H41ZM51 46H52V44H51ZM62 46H60L61 48H62ZM88 46V45H87ZM122 46V47H121ZM149 46V47H148ZM155 46V45H154ZM161 46V45H160ZM46 47V46H45ZM55 47H57V46H55ZM54 47V48H55ZM67 47L68 46H66V48L65 49H67ZM82 47H83V45H82ZM81 47V48H82ZM86 47V48H85ZM88 47H91L90 45L88 46ZM144 47H148V48H144ZM162 47V46H161ZM176 47V46H175ZM211 47V46H210ZM210 47H209V49H210ZM59 48V47H58ZM60 48V49H61ZM126 48L129 50H127L126 51ZM155 48V47H154ZM157 48H158V46H157ZM178 48V47H177ZM43 49V48H42ZM46 49V48H45ZM89 49V48H88ZM125 49V50H124ZM138 49H141V51L142 52H140ZM164 49V48H163ZM162 49V50H163ZM174 49H176V48H174ZM37 50H38V48H37ZM47 50H49V49H47ZM51 50H53V49H51ZM55 50V49H54ZM83 50V49H82ZM91 50V49H90ZM135 51V50H137V51H139L141 54H139V55H137V54H135V53H133V55L135 54V57H133V55L131 54V56H132V61H134V60H136L137 59V61H139L141 58H142V60H146L142 65H144V66H141V65H139V62H135V63H138V65L139 66H133V64H134V62L132 63V66H131V63H129L130 64V67H127V66H129L128 64H127V66H124V64H123V62L124 61H126V59L124 60V58H122L124 55H125V57H126V54H127V56L129 55L128 54V52H131V51ZM158 50V49H157ZM156 50V52H158ZM165 50V49H164ZM180 50V49H179ZM188 49H186V50H184V51H187ZM212 50V49H211ZM223 50V49H222ZM166 51V50H165ZM178 51V50H177ZM177 51H175V52H177ZM190 51V50H189ZM33 52V51H32ZM40 52H43V50L42 51H40ZM66 52V51H65ZM79 52V53H78ZM174 52V53H175ZM181 52V51H180ZM180 52H178L179 53V55L181 54ZM183 52V51H182ZM223 52V51H222ZM52 53V52H51ZM55 53V52H54ZM53 53V54H54ZM67 53V52H66ZM69 54H70V52H68ZM89 53V54H88ZM164 53V52H163ZM168 53H170V52H168ZM188 53V52H187ZM31 54V53H30ZM39 55H40V53H38ZM43 54H45V53H43ZM57 54V53H56ZM62 54H63V56L64 57H62ZM94 54V55H93ZM154 54V53H153ZM35 55V54H34ZM37 55V54H36ZM47 55V54H46ZM49 55V54H48ZM136 55H137V57H136ZM175 55V54H174ZM178 55V54H177ZM184 55H186V52L184 53ZM192 55V54H191ZM200 55V54H199ZM214 55V54H213ZM228 55V54H227ZM44 56V55H43ZM42 56V59H43V61H45V63H46V60L48 59H46L45 57H43ZM57 56V57H58ZM155 56V55H154ZM158 56H160V55H158ZM168 56V55H167ZM166 56V57H167ZM173 56V55H172ZM182 56H183V53H182ZM195 56H196V54H195ZM198 56V55H197ZM28 57H30V56H28ZM48 57H50V56H48ZM54 57V56H53ZM153 56H151V58H152ZM163 57V56H162ZM175 57V56H174ZM179 57H181V55L179 56ZM191 57V56H190ZM193 57V56H192ZM199 57V56H198ZM197 57V58H198ZM210 57H211V55H210ZM31 58V57H30ZM36 58H38V57H36ZM44 58H45V60H44ZM55 58V57H54ZM66 58V59H65ZM108 58H109V60H108ZM127 58H129V57H127ZM140 58V59H139ZM154 58H156V57H154ZM160 58V57H159ZM178 58V56H176V59ZM183 58V57H182ZM186 58V57H185ZM203 58V57H202ZM212 58V57H211ZM210 58V59H211ZM216 58V57H215ZM41 59V60H42ZM50 59V58H49ZM53 59V58H52ZM73 59H71V60H73ZM116 59V60H115ZM164 59V58H163ZM169 59V58H168ZM171 59H173V58H171ZM196 59V58H195ZM208 59V58H207ZM26 60V59H25ZM28 60V59H27ZM38 60V59H37ZM40 60V61H41ZM116 62H115V61ZM124 60V61H123ZM142 60H140V63L142 62ZM155 60V59H154ZM174 60V59H173ZM178 60V59H177ZM189 60V59H188ZM191 60H194L193 58L191 59ZM191 60H189L190 61V64H191ZM199 60V59H198ZM204 60V59H203ZM203 60H201L200 62H202ZM216 60V59H215ZM22 61V60H21ZM29 61V60H28ZM43 61H42V64H43ZM49 61H51V59L49 60ZM54 61H56V58H55V60ZM151 62H152V60H150ZM150 61H147V62H150ZM157 61V60H156ZM165 61V60H164ZM176 61V60H175ZM188 61V62H189ZM195 61V60H194ZM30 62H31V60H30ZM29 62V64H31ZM39 62V61H38ZM81 62H82V65H81ZM85 62V61H84ZM87 62V61H86ZM128 62H130V60H128ZM127 61H126V63H128ZM172 62V61H171ZM182 62V61H181ZM199 62V61H198ZM206 62V61H205ZM215 62V61H214ZM213 62V63H214ZM33 63H37V62H33ZM40 63V62H39ZM38 63V64H39ZM126 63H125V65H126ZM157 63V62H156ZM167 63V62H166ZM169 63H170V59H169ZM175 63V62H174ZM179 63H180V61H179ZM193 63V62H192ZM196 63V62H195ZM207 63V62H206ZM212 63V62H211ZM212 63V64H213ZM49 64H51V62L49 63ZM176 64L178 65V63L176 62ZM184 64V63H183ZM194 64V63H193ZM199 64V63H198ZM201 64V63H200ZM202 64H204V63H202ZM202 64L201 65H199V66H202ZM212 64H210V67H211V65ZM215 64H216V62H215ZM218 64V63H217ZM220 64V63H219ZM218 64V65H219ZM25 65V64H24ZM32 65V64H31ZM35 64H33V66H34ZM45 65H47V64H45ZM59 65V64H58ZM135 65V64H134ZM150 65V64H149ZM160 65V64H159ZM166 65V64H165ZM171 65H173V64H171ZM175 65V64H174ZM186 65H188V64H186ZM197 65V64H196ZM30 66V65H29ZM28 66V67H29ZM32 66V67H33ZM48 66H50V65H48ZM170 66V65H169ZM182 66V65H181ZM190 66V65H189ZM208 66V65H207ZM215 66V65H214ZM220 66H221V64H220ZM223 66V65H222ZM221 66V67H222ZM235 66V65H234ZM24 67H26V66H24ZM27 67V68H28ZM34 67H36V66H34ZM38 67V66H37ZM45 67H47V66H45ZM53 67V66H52ZM151 67V68H152ZM160 67V66H159ZM163 67V66H162ZM165 67V66H164ZM164 67L162 68L163 70L162 71H164V70H166V69H164ZM171 67V66H170ZM185 67H187V66H185ZM190 67H192V65L190 66ZM209 67V66H208ZM218 67V66H217ZM228 67V66H227ZM230 67V66H229ZM232 67V66H231ZM230 67V68H231ZM12 68V67H11ZM10 68V69H11ZM17 68V67H16ZM57 68V67H56ZM59 68H62V67H60L59 66ZM64 68H62V69H64ZM156 68H157V66H156ZM161 68V67H160ZM169 68V67H168ZM173 68V67H172ZM178 69H179V67H177ZM181 68V67H180ZM194 68V67H193ZM195 68H196V66H195ZM200 68H202V67H200ZM214 68V67H213ZM233 68H235V67H233ZM14 69H15V67H14ZM29 69V68H28ZM27 69V70H28ZM32 69V68H31ZM30 69V72L29 73H27L28 74V78H29V80L31 81V80H33V82H37V80L35 81V78H39L37 75H35V74H37V73H34V72H31V71H33V69L31 70ZM36 69V68H35ZM38 69V68H37ZM44 69V68H43ZM171 69V68H170ZM211 69V68H210ZM210 69H208V70H210ZM175 70H176V68H175ZM175 70H174V72H175ZM189 70V69H188ZM202 70H203V68H202ZM207 70V69H206ZM232 70V69H231ZM6 71H7V68H6ZM10 71V70H9ZM8 71V72H9ZM14 71V70H13ZM60 71H62V70H60ZM59 71V72H60ZM160 71V72H159ZM193 71H194V69H193ZM212 71H214L213 69H212ZM227 71H229V70H227ZM237 71V70H236ZM108 72V74H109V72H111L109 75L110 76H107V77H105ZM201 72V71H200ZM207 72H210L211 73V71H207ZM218 72V71H217ZM221 72H222V70H221ZM220 72V73H221ZM10 73V72H9ZM15 73V72H14ZM13 73V74H14ZM46 73V72H45ZM61 73H63V72H61ZM153 73H156V74H154V76L156 77V75H157V73L160 75V77L162 76V78H160L159 77V79L157 80V82L155 83V82H153L155 79H157V77L156 78H152L153 79V81H152V79L151 78H148V77H150L151 75H153ZM204 73H206V72H204ZM204 73H202V74H199V76L198 77H196V79L195 80H198V79H200V78H203V76L202 75H207V73L206 74H204ZM225 73V72H224ZM6 74V73H5ZM18 74V73H17ZM16 74V75H17ZM23 74V73H22ZM26 74V75H27ZM43 74V73H42ZM41 74V75H42ZM51 73H49V75H50ZM65 74V76H67ZM137 76V75H139V76H143V78L144 79H146V77H147V80L149 79V82L147 83V84H149V91H148V93L146 94V96H144L145 97V99H146V103L144 102V97L142 98L143 99V101L141 102V100L140 99H138L139 101L137 102L136 101V103L134 104V101H133V98H130L131 100L130 101H128V99L129 98H127L129 95H130V92L132 93V91H131V86L134 84V82L131 80V78H132V76ZM137 74V75H136ZM140 74H142V75H140ZM218 74V73H217ZM6 75H8V74H6ZM48 75V74H47ZM48 75V76H49ZM55 74H54V72H53V75H51V76H53V77H55L54 76ZM70 75H69V77H70ZM158 75V76H159ZM176 75V74H175ZM174 75V76H175ZM227 75V74H226ZM228 75H231V74H229L228 73ZM227 75V76H228ZM233 75V74H232ZM12 76V75H11ZM14 76V75H13ZM18 76V75H17ZM40 76V75H39ZM48 76H47V78H48ZM58 76V75H57ZM64 76V75H63ZM96 76V77H95ZM145 76V77H144ZM153 76V77H154ZM202 76V77H201ZM221 76V75H220ZM8 77V76H7ZM60 77V76H59ZM223 77V76H222ZM221 77V78H222ZM0 78H2V77H0ZM4 78V77H3ZM11 78V77H10ZM13 78V77H12ZM15 78H16V76H15ZM52 78V77H51ZM58 78V77H57ZM57 78H56V80H57ZM85 78V77H84ZM92 78V79H93ZM134 78V77H133ZM136 78V77H135ZM134 78V79H135ZM218 78H220V77H217V79L216 80H218ZM227 78V77H226ZM234 78V77H233ZM20 79V78H19ZM23 79L25 80V79H27L26 78V76H25V78L23 77ZM42 79H43V77H42ZM41 79V80H42ZM67 79V78H66ZM88 79V78H87ZM133 79V80H134ZM224 79V78H223ZM223 79H220V80H223ZM230 79V78H229ZM10 80V79H9ZM12 80V79H11ZM28 80V79H27ZM39 80V79H38ZM40 80V81H41ZM44 80V79H43ZM47 80V79H46ZM46 80H44V81H46ZM52 80V79H51ZM61 80V79H60ZM68 80V79H67ZM66 80V81H67ZM77 80H75V81H77ZM84 80V81H83ZM139 79L137 78V81H138ZM141 80L143 81V79H142V77H141ZM179 80V81H178ZM194 80V81H195ZM231 80V79H230ZM229 80V81H230ZM1 81V80H0ZM16 81V80H15ZM74 81V80H73ZM145 81V80H144ZM151 81V82H150ZM233 81V80H232ZM235 81V80H234ZM5 82H7V79H6V81ZM4 82V84H6ZM17 82V81H16ZM21 82V81H20ZM23 82V81H22ZM33 82H31V84L33 83ZM49 82V81H48ZM63 82V81H62ZM65 82V81H64ZM72 82V81H71ZM81 82H79V83H81ZM139 82V81H138ZM141 82V81H140ZM153 82V83H152ZM238 82V81H237ZM1 83V82H0ZM12 84L13 83H15V82H11ZM30 83V82H29ZM39 83V82H38ZM41 83V82H40ZM44 83V82H43ZM51 83V82H50ZM53 83H54V81H53ZM58 82H56V84H57ZM68 83V82H67ZM113 83H115V84H113ZM133 83V84H132ZM230 83V82H229ZM2 84V83H1ZM16 84H18V83H16ZM22 84V83H21ZM45 84V83H44ZM48 84V83H47ZM60 84V83H59ZM63 84V83H62ZM75 84V83H74ZM73 84V85H74ZM78 83H76V85H77ZM84 84V83H83ZM11 85V84H10ZM15 85V84H14ZM20 85V84H19ZM23 85V84H22ZM21 85V86H22ZM33 85V84H32ZM31 85V86H32ZM64 85H66L67 86V84H65L64 83ZM70 85H72V83H70ZM110 85H111V87H110ZM232 85V84H231ZM236 85H238V84H236ZM12 86V85H11ZM26 86V85H25ZM30 86V85H29ZM31 86L29 87L30 88V90H31ZM36 86V85H35ZM34 85L32 86V88L33 87H35ZM47 86V85H46ZM45 86V87H46ZM51 86V85H50ZM53 86V85H52ZM59 85L57 84V86H56V89H58L57 87H58ZM243 86V85H242ZM5 87H7V86H5ZM17 87H18V85H17ZM24 87V86H23ZM49 87V86H48ZM54 87V86H53ZM52 87V88H53ZM65 87V86H64ZM71 87H73V86H71ZM71 87H69V88H71ZM91 87H90V89H91ZM131 87V88H130ZM143 87V86H142ZM145 87V86H144ZM188 87V88H189ZM217 87H215V88H217ZM229 88H231L230 86H228ZM237 87V86H236ZM244 87H245V85H244ZM3 88H4V86H3ZM2 88V89H3ZM27 88V87H26ZM38 88V87H37ZM40 88V87H39ZM44 88V87H43ZM51 88V87H50ZM51 88V89H52ZM74 88V87H73ZM107 88V89H108ZM191 88V90H193ZM210 88V89H211ZM220 88V89H219ZM238 88H240V87H238ZM25 89V88H24ZM35 89V88H34ZM41 89V88H40ZM60 90L62 89V88H59ZM64 89V88H63ZM86 89V88H85ZM96 89V88H95ZM96 89V90H97ZM105 89H106V87H105ZM104 89V92H107L108 90L106 89L105 90ZM116 89V90H115ZM130 89V90H129ZM211 89V90H212ZM237 89V88H236ZM243 89V88H242ZM244 89H246V88H244ZM243 89V90H244ZM248 89V88H247ZM5 90V89H4ZM7 90H9V89H7ZM6 90V91H7ZM16 90V89H15ZM42 90V89H41ZM40 90V91H41ZM44 90H45V88H44ZM46 90H47V88H46ZM45 90V91H46ZM88 90V89H87ZM109 90V91H110ZM186 90V89H185ZM214 91H215V89H213ZM212 90V92H214ZM217 89H216V91H218ZM222 90V91H223ZM226 90H227V88H226ZM35 92H36V95H37V92H39L38 90H34ZM51 91V90H50ZM50 91L48 90V92L50 93ZM66 91V90H65ZM64 91V92H65ZM89 91V90H88ZM91 91V90H90ZM95 90H93L92 92H94ZM99 90H97L96 92H98ZM101 91H103V90H101ZM123 91H126L125 92V94H122V92ZM187 91V90H186ZM221 91V90H220ZM229 91V90H228ZM233 91H236V90H233ZM25 92V91H24ZM33 92V90L31 91V93ZM69 92V93H68ZM185 92V91H184ZM188 92V91H187ZM186 92V93H187ZM193 92H195L194 90H193ZM197 92V91H196ZM225 92V91H224ZM231 92V91H230ZM244 92H246L245 90H244ZM243 92V93H244ZM1 93V92H0ZM10 93V92H9ZM14 93V92H13ZM45 93V92H44ZM56 93H57V90H56ZM63 93V92H62ZM88 93V92H87ZM98 93H100V92H98ZM186 93H185V96H186ZM197 93H199V90H198V92ZM223 93V92H222ZM222 93H220L219 92V94H215V96L213 97V96H211V99L209 98H207V106L209 107V104H212V103H214V101L215 100H217L220 96H221V100H222V95H220V94H222ZM227 93V92H226ZM232 93H235V92H232ZM10 94H12V93H10ZM28 94V93H27ZM46 94V93H45ZM93 94V93H92ZM91 94V95H92ZM191 94V93H190ZM194 94V93H193ZM192 94V95H193ZM16 96H18L17 95V93L15 94ZM30 95H32V94H30ZM35 95V94H34ZM50 95H51V93H50ZM90 95V96H91ZM99 95V94H98ZM226 95V94H225ZM228 95V94H227ZM25 96V95H24ZM27 96V95H26ZM51 96H53V95H51ZM93 96V97H94ZM127 96V97H126ZM188 96V95H187ZM198 96H200L201 97V94L199 93L198 94ZM202 96H204V95H202ZM206 96H207V94H206ZM233 96V95H232ZM23 97V96H22ZM30 97V96H29ZM33 98H34V96H32ZM38 97V96H37ZM40 97V96H39ZM42 97V96H41ZM44 98L46 97L45 95L43 96ZM50 96L48 95V97H46V98H49ZM55 97V96H54ZM223 97H224V94H223ZM228 97H230V96H228ZM58 98V99H59ZM64 98V99H63ZM74 98V97H73ZM126 98H127V100H126ZM173 100H172V99ZM189 98H190V96H189ZM189 98H187V99H189ZM192 98V97H191ZM196 98V97H195ZM199 98V97H198ZM202 98V97H201ZM205 98V97H204ZM235 98V95H234V97H233V99ZM12 99V98H11ZM14 99V98H13ZM12 99V100H13ZM17 99V98H16ZM20 99L22 100L23 98H20L19 97V101H20ZM30 99H31V97H30ZM35 99V98H34ZM33 99V100H34ZM52 99V98H51ZM50 98H49V100H51ZM56 99H57V97H56ZM59 99V101L61 102V100ZM83 99V98H82ZM157 99V100H156ZM173 101V102H170L171 100ZM224 99V98H223ZM229 99V98H228ZM37 100H38V98H37ZM44 100V99H43ZM124 100H125V102H124ZM154 100H156V101H154ZM194 100V99H193ZM192 100V101H193ZM197 100H199V99H197ZM197 100H196V102H197ZM18 101V102H19ZM28 102H29V100H27ZM27 101H25V102H27ZM42 101V100H41ZM59 101H56V102H59ZM71 101V102H72ZM157 101V102H158ZM201 101H203V100H201ZM227 101V100H226ZM225 101V102H226ZM233 101V100H232ZM10 102V101H9ZM14 102V104L12 105V106H14L13 107V109L16 107V106H18V107H20L21 108V106H23L24 104L23 103H25V102H20V103H16L15 101H13ZM36 102V101H35ZM40 102V101H39ZM39 102H37V103H39ZM51 102V101H50ZM49 102V103H50ZM69 102V103H68ZM73 102H72V104H73ZM144 102V103H143ZM159 102V103H160ZM183 102H185L184 100H183ZM224 102V101H223ZM228 102V101H227ZM226 102V103H227ZM229 102H230V99H229ZM228 102V103H229ZM238 102V101H237ZM30 103V102H29ZM95 103V104H94ZM159 103H157V104H159ZM187 103V105H188V101L186 102ZM198 104H199V102H197ZM205 103V102H204ZM220 103V102H219ZM231 103H233V102H231ZM230 103V104H231ZM11 104V103H10ZM9 103H8V105H10ZM34 104V103H33ZM46 104H47V102H46ZM51 104V103H50ZM57 104V103H56ZM61 104V103H60ZM71 104V105H72ZM166 104H165V106H166ZM173 104H171L170 106H173ZM181 104V103H180ZM184 104V103H183ZM193 104V103H192ZM237 104V103H236ZM236 104H234V105H236ZM31 105H32V103H31ZM37 105V104H36ZM40 105H41V103H40ZM54 105L55 104H53V105H51V106H53V108H54ZM58 105H59V103H58ZM92 105V106H93ZM182 105V104H181ZM196 105V104H195ZM206 105V104H205ZM213 105V104H212ZM223 105V104H222ZM233 105V106H234ZM26 106V105H25ZM25 106H23L24 107V109L25 108H27L28 106H29V104L25 107ZM37 106H39V105H37ZM47 106H49V105H47ZM161 106H162V103H161ZM173 106V107H174ZM177 106H178V103H177ZM189 106V105H188ZM187 106V107H188ZM199 106H200V104H199ZM202 107H203V104L201 105ZM206 106V107H207ZM226 106H227V104H226ZM31 107V106H30ZM30 107H28V108H30ZM44 106L43 105H41V108H43ZM50 107V106H49ZM48 107V108H49ZM172 107V108H173ZM194 107H196V106H194ZM210 107H211V105H210ZM217 107V106H216ZM223 107V106H222ZM3 108V107H2ZM45 108H47V107H45ZM47 108V109H48ZM56 108V107H55ZM54 108V109H55ZM66 108V109H65ZM93 108H95L94 110H93ZM158 109H160L159 108V106L157 107ZM189 108V107H188ZM191 108V107H190ZM192 108H193V105H192ZM204 108V107H203ZM224 108V107H223ZM229 108H231V106H229ZM3 109H5V107L3 108ZM2 109V110H3ZM32 109H33V106H32ZM31 109V110H32ZM38 109H40V108H38ZM50 109L51 108H49V111H50ZM164 109V108H163ZM197 109H198V107H197ZM202 109V108H201ZM217 109V108H216ZM232 109V108H231ZM248 109V111H249V108H247ZM34 110V109H33ZM36 110V109H35ZM41 110V109H40ZM39 110V111H40ZM44 110V109H43ZM88 110H86V112L89 114L90 112H88ZM169 110H170V108H169ZM180 110V109H179ZM190 110V109H189ZM192 110V109H191ZM190 110V111H191ZM212 110L213 109H211V112H212ZM229 110V109H228ZM233 110V109H232ZM7 111H9V110H7ZM18 111V110H17ZM22 111V110H21ZM21 111H18L19 113L21 112ZM45 111V110H44ZM44 111H43V113H44ZM49 111H48V113H49ZM159 111V110H158ZM164 111H165V109H164ZM180 111H183V110H180ZM186 111V110H185ZM210 111V110H209ZM227 111V110H226ZM236 111V110H235ZM247 111V110H246ZM2 112V111H1ZM10 112V111H9ZM34 112V111H33ZM74 112H76V115H75V113ZM81 112V113H80ZM163 112V111H162ZM195 112H196V110H195ZM206 112H207V109H206ZM217 112H218V110H217ZM239 112V111H238ZM3 113V112H2ZM30 113V112H29ZM56 113V112H55ZM91 113L89 114V115H91ZM155 113H158V114H156L155 115ZM164 113V112H163ZM183 113V112H182ZM202 113H204L203 111H202ZM215 113V112H214ZM213 113V114H214ZM218 113H220V112H218ZM233 113V112H232ZM8 114V113H7ZM41 114V113H40ZM72 114H74L76 117L74 118V116L72 115ZM84 114H85V112H84ZM185 114V113H184ZM187 114V113H186ZM201 114V113H200ZM205 114V113H204ZM211 114V113H210ZM216 114V113H215ZM221 114V113H220ZM219 114V115H220ZM224 114H226L225 112H224ZM228 114H230L229 112H228ZM227 114V115H228ZM234 114H235V112H234ZM238 114V113H237ZM245 114H247V112H245ZM252 114V113H251ZM3 115V114H2ZM1 115V116H2ZM4 115H6L5 113H4ZM9 115V114H8ZM11 115V114H10ZM18 115V114H17ZM20 115H23V113L21 114L20 113ZM20 115H18V117H20ZM27 114L25 113V116H26ZM34 115V114H33ZM39 115V114H38ZM46 115V114H45ZM55 115V114H54ZM53 115V116H54ZM61 116H62V114H60ZM87 115V114H86ZM85 115V116H86ZM89 115H87L88 117H89ZM205 115H208V114H205ZM227 115H226V117H227ZM240 115V114H239ZM24 116V115H23ZM24 116V117H25ZM29 116V115H28ZM27 116V117H28ZM31 116V115H30ZM60 116V117H61ZM71 116H73V117H71ZM81 116V115H80ZM84 116V115H83ZM84 116V118L86 119L87 118V116L85 117ZM165 116V115H164ZM175 116V115H174ZM177 116V115H176ZM176 116H175V118H176ZM191 116V115H190ZM212 116V115H211ZM213 116H215V115H213ZM212 116V117H213ZM218 116V115H217ZM232 116V115H231ZM246 116V115H245ZM249 116V115H248ZM11 117V116H10ZM16 117V116H15ZM22 117V116H21ZM20 117V118H21ZM51 117V116H50ZM57 117H58V115H57ZM57 117H55L56 119H57ZM188 117V116H187ZM199 117V116H198ZM202 118H203V116H201ZM205 117V116H204ZM211 117V118H212ZM216 117V116H215ZM239 117V116H238ZM4 119H5V117H3ZM3 118L1 119V120H3ZM26 118V117H25ZM49 118V117H48ZM59 118V117H58ZM65 117H64V119H66ZM70 118H68V119H66V121H69L70 120ZM74 118V119H73ZM79 118H81V117H79ZM78 118V119H79ZM91 118H93V117H91ZM93 118V119H94ZM162 118V119H161ZM201 118V119H202ZM207 118V117H206ZM229 118V117H228ZM245 118V117H244ZM246 118H248V117H246ZM8 119H9V116H8ZM14 120L16 119V118H13ZM46 119V118H45ZM61 119V118H60ZM60 119L58 120L59 121V123H60ZM90 119V118H89ZM96 119H94V120H96ZM114 119H116V121H113ZM173 119H174V117H173ZM185 119V118H184ZM217 119V118H216ZM235 119V118H234ZM11 120V119H10ZM19 120V119H18ZM63 120V119H62ZM82 120V119H81ZM80 120V121H81ZM87 120V119H86ZM176 120H177V118H176ZM188 120H189V118H188ZM192 120H195V119H192ZM192 120H190V121H192ZM213 120H214V118H213ZM227 119H225V121H226ZM229 120V119H228ZM246 120V119H245ZM9 121V120H8ZM53 121V120H52ZM78 121V120H77ZM76 121V122H77ZM88 121H92V119L91 120H88ZM105 121V122H106ZM173 121V120H172ZM175 121V120H174ZM183 121V120H182ZM207 121H209V120H207ZM240 121V120H239ZM261 121V120H260ZM17 122V121H16ZM15 121H14V123H16ZM19 122V121H18ZM17 122V123H18ZM48 122V121H47ZM51 122V121H50ZM62 122V121H61ZM70 123L72 122V121H69ZM87 121H85L84 123H86ZM93 122H95L96 123V121H93ZM108 122V123H109ZM187 122V121H186ZM194 121H192L191 123H193ZM204 122H205V120H204ZM210 122H211V120H210ZM219 122H221V121H219ZM244 122V121H243ZM246 122V121H245ZM1 123H5V122H1ZM0 123V124H1ZM8 123V122H7ZM13 123V122H12ZM43 123V122H42ZM67 123V122H66ZM78 124H80L81 122H77ZM82 123H83V121H82ZM88 123H90V122H88ZM88 123L86 124V125H88ZM172 123V122H171ZM202 123H203V121H202ZM209 123V122H208ZM215 123H216V120H215ZM222 123V122H221ZM223 123H225L224 121H223ZM227 123V122H226ZM239 123V122H238ZM11 124V123H10ZM52 124V123H51ZM72 124V123H71ZM70 124V125H71ZM78 124H75L77 127H78ZM94 124V123H93ZM180 124V123H179ZM196 124V123H195ZM194 124V125H195ZM206 124V123H205ZM214 124V123H213ZM229 124V123H228ZM237 124V123H236ZM5 125V124H4ZM34 125V124H33ZM45 125V124H44ZM53 125V124H52ZM66 125H68V124H66ZM68 125V127H64L65 129H66V131H67V128H68V131H70V129H72L73 127H75L74 126V124L73 125ZM84 125V124H83ZM86 125H84L85 127H86ZM90 125H91V123H90ZM90 125H88V126H90ZM101 125V124H100ZM108 125V124H107ZM191 125V124H190ZM203 125V124H202ZM3 126V125H2ZM6 126V125H5ZM8 126V125H7ZM17 126V125H16ZM15 126V127H16ZM53 126H55V125H53ZM58 126H60V125H58ZM57 126V127H58ZM62 126V125H61ZM69 126L71 127V128H69ZM73 126V127H72ZM80 126H81V124H80ZM83 126V127H84ZM110 126V125H109ZM185 126V125H184ZM187 126V125H186ZM195 126H197V125H195ZM204 126V125H203ZM216 126V125H215ZM220 126V125H219ZM224 126H225V124H224ZM235 126V125H234ZM242 126H243V124H242ZM14 127V126H13ZM13 127H12V129H13ZM46 127H48V126H46ZM98 127H99V125H98ZM97 127V128H98ZM102 127V126H101ZM179 127H180V125H179ZM188 127V126H187ZM191 127V126H190ZM189 127V128H190ZM208 127H210V126H208ZM4 128V127H3ZM6 128V127H5ZM17 128V127H16ZM34 128H35V126H34ZM82 128V127H81ZM182 128V127H181ZM180 128V129H181ZM201 129H202V127H200ZM207 128V127H206ZM206 128H205V130H206ZM225 128V127H224ZM260 128V127H259ZM10 129V128H9ZM26 129V128H25ZM45 129V128H44ZM54 129H56V127L54 128ZM62 129V128H61ZM74 129V128H73ZM75 129H76V127H75ZM77 129H79V127L77 128ZM109 129V128H108ZM183 129V128H182ZM191 129V128H190ZM192 129H194V128H192ZM204 129V128H203ZM213 129V128H212ZM226 129V128H225ZM229 129V128H228ZM5 130V129H4ZM7 130H8V128H7ZM11 130V129H10ZM18 130V129H17ZM42 130V129H41ZM47 130V129H46ZM51 130V129H50ZM57 130H58V128H57ZM63 131H65L64 129H62ZM80 130V129H79ZM79 130H77V131H79ZM82 130V129H81ZM89 130H91L90 129V127H89ZM92 130V131H93ZM186 130H187V128H186ZM230 130H232V129H230ZM234 130V129H233ZM29 131V130H28ZM30 131H33L34 132V130H32V129H30ZM29 131V132H30ZM61 131V130H60ZM59 131V132H60ZM67 131V134H69L70 132H68ZM75 132H76V130H74ZM73 131V132H74ZM83 131V130H82ZM196 131V130H195ZM9 132H11V131H9ZM32 132V133H33ZM37 132V131H36ZM44 132V131H43ZM42 132V133H43ZM46 132V131H45ZM49 132V131H48ZM48 132H47V134H48ZM80 132V131H79ZM89 132V131H88ZM175 133L177 132H180V130H179V128H178V131H177V129L174 131ZM188 132V131H187ZM197 132V131H196ZM223 132V131H222ZM232 132V131H231ZM12 133V132H11ZM38 133V132H37ZM41 133V132H40ZM76 133H78V132H76ZM82 133V132H81ZM80 133V134H81ZM90 133V132H89ZM182 133V132H181ZM185 133V132H184ZM200 133V132H199ZM206 133H208V131L206 132ZM214 133V132H213ZM262 133V132H261ZM6 134V133H5ZM20 134V133H19ZM25 134V133H24ZM63 134H66V133H63ZM66 134V135H67ZM71 134H72V131H71ZM71 134H70V138L72 137L71 136ZM79 134V133H78ZM96 134V133H95ZM94 134V135H95ZM97 134H96V136H97ZM186 134V133H185ZM189 134H191V133H189ZM209 134V133H208ZM236 134V133H235ZM235 134H234V136H235ZM16 135V134H15ZM14 135V136H15ZM40 135V134H39ZM44 134H42L41 136H43ZM55 135V134H54ZM59 135V134H58ZM57 135V136H58ZM66 135H64L65 136V138L63 137V136H61V137H63L64 138V140L66 139V140H68L66 137L68 136H66ZM74 135H76L75 133H74ZM73 135V138H76L77 136H81V135H77L76 137ZM94 135H92L91 137H93ZM168 135V136H169ZM174 135V134H173ZM179 134H177L175 137H177ZM187 135V134H186ZM198 135V134H197ZM5 136V135H4ZM11 136V135H10ZM9 136V137H10ZM27 136V135H26ZM33 136V135H32ZM35 136V135H34ZM38 136V135H37ZM46 136H48V135H46ZM95 136V137H96ZM192 135H190V137H191ZM194 136V135H193ZM193 136H192V138H193ZM200 136V135H199ZM198 136V137H199ZM216 136H217V134H216ZM215 136V137H216ZM8 137V138H9ZM21 137V136H20ZM23 137V136H22ZM30 137H31V135H30ZM36 137V136H35ZM51 137V136H50ZM60 137V136H59ZM95 137L93 138V140L95 139ZM173 137V136H172ZM174 137V138H175ZM178 137H180V135L178 136ZM201 137V136H200ZM203 137V136H202ZM201 137V138H202ZM232 137V136H231ZM23 138H25V137H23ZM22 138V139H23ZM27 138V137H26ZM32 138V137H31ZM39 138V137H38ZM42 138V137H41ZM44 138V137H43ZM48 138V137H47ZM168 138V137H167ZM217 138V137H216ZM19 139V138H18ZM17 139V140H18ZM36 139V138H35ZM72 139V138H71ZM108 139V140H109ZM196 139V138H195ZM198 139V138H197ZM196 139V140H197ZM259 139V138H258ZM23 140H25V139H23ZM29 140V139H28ZM37 140V139H36ZM44 140H45V138H44ZM43 140V141H44ZM77 140H78V137H77ZM76 139L75 140H73L72 139V141H71V143H73V141H77ZM92 140V139H91ZM96 140V139H95ZM169 140V139H168ZM174 140V139H173ZM189 140H190V138H189ZM202 140V139H201ZM2 141V140H1ZM19 141V140H18ZM17 141V142H18ZM32 141V140H31ZM38 141H40V140H38ZM46 141H48V140H46ZM70 141V140H69ZM69 141L67 142L66 141V143H65V145H67L68 147H69ZM78 141V142H79ZM102 141V140H101ZM100 141V142H101ZM212 141H214L213 140V138H212ZM23 142V141H22ZM28 142V141H27ZM95 142V141H94ZM97 142V141H96ZM99 142V143H100ZM185 142V141H184ZM215 142V141H214ZM231 142V141H230ZM5 142H3V144H4ZM32 143V142H31ZM34 143V142H33ZM182 143V142H181ZM192 143H193V141H192ZM262 143V142H261ZM2 144V143H1ZM86 144V143H85ZM84 144V145H85ZM93 144V143H92ZM96 144V143H95ZM95 144H93V145H95ZM101 144V143H100ZM105 144V142L104 143H102L101 145H104ZM184 144V143H183ZM196 144V143H195ZM194 144V145H195ZM208 144V143H207ZM26 145V144H25ZM28 145V144H27ZM31 145V144H30ZM52 145V144H51ZM72 145H74V144H72ZM106 145V144H105ZM104 145V146H105ZM161 145H163L162 147H160ZM202 145H204V144H202ZM212 145H214V144H212ZM231 145V144H230ZM1 146V145H0ZM34 146V145H33ZM57 146V145H56ZM81 146H82V148H81ZM100 146V145H99ZM168 146H170L172 149L170 150V148H168ZM181 146V145H180ZM190 146H191V143H190ZM21 147H24L25 148V146H23V145H21ZM67 147V148H68ZM74 147V146H73ZM79 147H80V149H79ZM91 147H93L92 145H91ZM95 147H96V145H95ZM95 147H93V149H92V151L94 150V148ZM103 147V146H102ZM183 147V146H182ZM187 147L189 148V146L187 145ZM192 147V146H191ZM201 147V148H200ZM204 147V146H203ZM234 147V146H233ZM27 148H29V147H27ZM55 148V147H54ZM89 148V147H88ZM105 148V147H104ZM194 148V147H193ZM207 148V147H206ZM239 148L240 147H238V150H239ZM10 149V148H9ZM9 149H7V150H9ZM60 149V148H59ZM58 149V150H59ZM62 149H64L63 151L65 152V147L64 148H62ZM79 149V150H78ZM99 149V150H98ZM100 149H103V148H101V146L100 147H97V149H95L94 151H98V153L100 152ZM167 149H169L170 151H167ZM24 150V149H23ZM22 150V151H23ZM32 150V149H31ZM58 150H57V152H58ZM68 150H70V148H68ZM90 150H91V148H90ZM246 150V149H245ZM247 150H248V148H247ZM11 151H13V150H11ZM35 151V150H34ZM42 151V150H41ZM46 151H47V149H46ZM45 151V152H46ZM62 151V152H63ZM70 151H72L73 153H75L74 151H73V148H72V150H70ZM104 151V152H103ZM183 151V150H182ZM205 151V150H204ZM207 151H208V149H207ZM3 152V151H2ZM1 152V153H2ZM15 152V151H14ZM20 152V151H19ZM25 152V151H24ZM39 152H40V150H39ZM43 153H44V150L42 151ZM61 152V151H60ZM59 152V153H60ZM72 152H70V153H72ZM185 152V151H184ZM202 152V151H201ZM206 152V151H205ZM214 152V151H213ZM236 152V151H235ZM239 152V151H238ZM240 152H242L241 151V149H240ZM27 153V152H26ZM70 153H68L67 152V154L65 153V155L63 154H61V157L60 158H62V160L63 159H65V158H67V157H69L71 154ZM87 153H85V155L86 156H88V154ZM101 153V152H100ZM99 153V154H100ZM11 154H13V153H11ZM15 154V153H14ZM14 154H13V156H14ZM34 154V153H33ZM45 154V153H44ZM70 154V155H69ZM76 154V153H75ZM81 154H83L82 153V151H81ZM204 154V153H203ZM9 155V154H8ZM16 155V154H15ZM20 155V154H19ZM28 155V154H27ZM36 155V154H35ZM39 155V154H38ZM51 156H52V154H50ZM78 155V156H79ZM84 155V158L87 160V158H86V156ZM183 155H184V153H183ZM188 155H189V153H188ZM206 155H208V154H206ZM235 155V154H234ZM233 155V156H234ZM3 156V155H2ZM18 156V155H17ZM22 156V155H21ZM34 156V155H33ZM32 156V157H33ZM72 156V155H71ZM74 156V155H73ZM72 156V157H73ZM76 156V158H78L77 157V155H75ZM74 156V157H75ZM190 156H192V155H190ZM189 156V157H190ZM215 156V155H214ZM3 157H5V156H3ZM11 157V156H10ZM20 157V156H19ZM24 157V156H23ZM31 157V156H30ZM89 157V156H88ZM92 157H89V158H91L92 160H93V158ZM188 157V156H187ZM200 157H201V159H200ZM21 158V157H20ZM193 158V157H192ZM17 159V158H16ZM31 159V158H30ZM59 159V158H58ZM57 159V160H58ZM99 159V160H100ZM194 159V158H193ZM239 159V158H238ZM13 160V159H12ZM29 160V159H28ZM57 160L55 161V159H54V161L58 164V162H57ZM61 160V161H62ZM75 160V159H74ZM79 160H80V158H79ZM83 160V159H82ZM81 160V161H82ZM108 160V161H107ZM240 160V159H239ZM2 161V160H1ZM7 161V160H6ZM15 161V160H14ZM19 161V160H18ZM20 161H21V159H20ZM25 161H27V160H25ZM59 161V160H58ZM60 161V162H61ZM89 161H91V160H87L86 162V164L88 165V163H89ZM95 161H97V160H95ZM4 162V161H3ZM59 162V163H60ZM68 162V161H67ZM66 162V163H67ZM112 162V163H113ZM216 162V161H215ZM1 163V162H0ZM5 163V162H4ZM16 163V162H15ZM18 163V162H17ZM64 163V162H63ZM72 163H73V161H72ZM75 163H78V162H76L75 161ZM92 163V162H91ZM91 163H89V166H90V164ZM97 163H98V161H97ZM113 163V164H114ZM210 163H212V162H210ZM3 164V163H2ZM12 164H14V163H12ZM44 164V163H43ZM42 164V165H43ZM61 164V163H60ZM68 164V163H67ZM67 164H65V167H66V165ZM79 164V163H78ZM78 164H77V166H78ZM85 164V165H86ZM213 164H215V163H213ZM238 164V163H237ZM236 164V165H237ZM15 165V164H14ZM63 166H64V164H62ZM62 165H61V167H62ZM80 165V164H79ZM82 165V164H81ZM80 165V166H81ZM84 165V166H85ZM250 165H251V163H250ZM4 166V165H3ZM8 166V165H7ZM59 166V165H58ZM89 166H85V169L88 167L89 168ZM96 166V165H95ZM94 166V167H95ZM220 166V165H219ZM223 166V165H222ZM229 166V165H228ZM1 167V166H0ZM13 167V166H12ZM20 167H22V166H20ZM56 167H57V165H56ZM61 167H59V168H61ZM69 167V166H68ZM74 167V166H73ZM79 167V166H78ZM78 167H77V169H78ZM91 167V166H90ZM114 167V166H113ZM112 167V168H113ZM211 167V166H210ZM232 167V166H231ZM251 167H252V165H251ZM6 168V167H5ZM17 168V167H16ZM16 168H14V169H16ZM33 168V167H32ZM58 168V169H59ZM93 168V167H92ZM98 169H99V167H97ZM105 168V167H104ZM110 168V167H109ZM219 168L220 167H218V170H219ZM228 168V167H227ZM227 168H226V170H227ZM2 169V168H1ZM1 169H0V172H1ZM9 169H11L10 167H9ZM19 169V168H18ZM34 169V168H33ZM32 169V170H33ZM71 169V168H70ZM96 169V168H95ZM212 169V168H211ZM216 169V168H215ZM214 169V170H215ZM220 169H222V167L220 168ZM234 169V168H233ZM8 170V169H7ZM60 170V169H59ZM83 170V169H82ZM91 170V169H90ZM213 170V171H214ZM217 170V174L216 175H218V177H219V174L220 173H218V172H220V171H218ZM232 170V169H231ZM19 171V170H18ZM103 171V170H102ZM112 171V170H111ZM113 171H114V169H113ZM112 171V172H113ZM234 171H236V173H237V170H234ZM3 172H4V170H3ZM20 172V171H19ZM21 172H22V170H21ZM76 172V171H75ZM88 172V175L89 176H91L90 174V171H87ZM91 172H94V171H91ZM208 173V175H207V173ZM225 172V173H224ZM15 173V172H14ZM26 173V172H25ZM30 173V172H29ZM83 173H84V171H83ZM90 173V174H89ZM97 173V172H96ZM104 173V172H103ZM121 173V174H120ZM204 173H206V176L204 175ZM252 173H253V171H252ZM8 174V173H7ZM17 174V173H16ZM34 174V173H33ZM78 174H80V173H78ZM85 174V173H84ZM93 174V173H92ZM98 174V173H97ZM211 174V173H210ZM229 174V173H228ZM264 174V173H263ZM2 174L0 173V176H1ZM12 175V174H11ZM20 175V174H19ZM28 175V174H27ZM87 175V174H86ZM106 175H107V173H106ZM220 175V176H221ZM258 175H259V177H258ZM3 176H4V174H3ZM18 176V175H17ZM21 176V175H20ZM23 176V175H22ZM24 176H25V174H24ZM94 176V175H93ZM103 177H104V174L102 175ZM205 176V177H204ZM209 176V177H208ZM255 176V175H254ZM264 176V175H263ZM33 177H34V175H33ZM72 177V176H71ZM85 177V176H84ZM95 177V176H94ZM102 177V178H103ZM106 177V176H105ZM7 178V177H6ZM6 178H5V180H6ZM16 178V177H15ZM25 178L27 179V177L25 176ZM96 178V177H95ZM98 178V177H97ZM96 178V180L98 181V179ZM100 178V177H99ZM114 178H117L116 180H119L120 178H121V180L123 181V183H122V181L120 180V183L118 182H115L116 180H112L111 181V183H108V182H110V180L111 179H114ZM10 179V178H9ZM18 179H19V177H18ZM90 179V178H89ZM105 179V178H104ZM107 179H108V181H107ZM136 179V180H135ZM4 179L3 180H1V183L2 182H4L5 181ZM12 180V179H11ZM16 180V179H15ZM20 180H22V179H20ZM29 180V179H28ZM31 180V179H30ZM36 180H37V178H36ZM36 180H34V181H36ZM76 180V179H75ZM95 180V181H96ZM102 180V179H101ZM137 181L138 183V185L136 184L135 186L132 184L134 181ZM32 181V180H31ZM91 181V180H90ZM133 181V182H132ZM252 181H254L252 184H250V182H252ZM9 182V181H8ZM8 182L7 183H5V184H3L2 183V186L4 185L6 188L10 185V183L8 184ZM13 182H14V180H13ZM21 182V181H20ZM24 181H22V183H23ZM84 182V181H83ZM87 182V181H86ZM102 182H103V180H102ZM105 182H103V183H105ZM125 182V183H124ZM131 182V183H130ZM12 183V182H11ZM18 183V182H17ZM73 183H76V182H73ZM93 183V182H92ZM96 183V182H95ZM95 183H93V184H95ZM99 183V182H98ZM101 183V182H100ZM103 183H102V187H103ZM186 185V186H188L189 188H190V191H189V194L188 195H186V194H183L182 196L184 197V195H186L187 196V199H188V203H186V205L187 204H190V205H188V207L184 204V200H182L183 199V197H181L182 199V203L184 204V206H186V207H182L183 208V210H181L180 208H181V206H183L182 205V203L180 202V204H178V205H175L174 203H173V200H175V198H174V196H176V198H178L179 200H180V197H177L178 196V191L179 190H182V188L183 187H186L184 184ZM24 184V183H23ZM30 184V183H29ZM31 184H32V182H31ZM44 184V183H43ZM77 184V183H76ZM80 184V183H79ZM97 184V183H96ZM135 184V183H134ZM213 184H216V182L214 183V181H213ZM36 185V184H35ZM41 185V184H40ZM81 185V184H80ZM88 185V184H87ZM141 185H143L142 187H140ZM182 185H184L183 187H182ZM0 186H1V184H0ZM1 186V187H2ZM21 186V185H20ZM97 186H99V185H97ZM110 186V187H111ZM139 186V187H138ZM12 187H14V186H12ZM24 187V186H23ZM105 187V186H104ZM103 187V188H104ZM107 187V186H106ZM106 187H105V189H106ZM176 188V187H179L178 189V191L176 190V194L177 195H175V194H173V193H175V190H174V192H173V189L174 188ZM240 187H242L241 189H239ZM10 188V187H9ZM9 188H7V189H9ZM77 188H78V186H77ZM85 188V187H84ZM103 188H101V192H103L102 191V189ZM149 188V189H148ZM156 188V189H155ZM223 188V189H222ZM3 189H5V188H3ZM34 189V188H33ZM95 189H97V187H95ZM184 189H186V188H184ZM188 189V188H187ZM197 189H199L200 191H203L204 193H205V195H206V199H210L209 200V203H207V204H205V202H198L197 203V201H196V199H194V197H196L195 196V192H196V190ZM237 189H239V190H241V191H239V190H237ZM10 190H12V189H10ZM69 190V189H68ZM72 190V189H71ZM73 190H75V189H73ZM82 190V189H81ZM83 190H85V189H83ZM82 190V191H83ZM98 191L100 190V188H98L97 189ZM113 190V191H114ZM97 191V192H98ZM114 191V192H115ZM121 191V192H120ZM183 191V190H182ZM180 192L179 194H181V193H184V192ZM187 191V190H186ZM1 192V191H0ZM5 192V191H4ZM7 192V191H6ZM72 192V191H71ZM71 192H69V193H71ZM84 192V191H83ZM96 192V190L94 191V193ZM100 192V193H101ZM105 192V191H104ZM119 192L120 193H122V194H119ZM199 192V191H198ZM210 192H211V194H210ZM54 193V192H53ZM53 193H50L52 196H54L53 195ZM67 193V192H66ZM65 193V194H66ZM73 193H74V191H73ZM76 193V192H75ZM78 193V192H77ZM85 193V192H84ZM93 193V194H94ZM214 193V194H215ZM17 194V193H16ZM88 194L90 195V193H89V191H88ZM99 194V193H98ZM102 194V193H101ZM124 194V195H123ZM197 194V193H196ZM218 194V193H217ZM3 195V194H2ZM80 195V194H79ZM92 195V194H91ZM90 195V196H91ZM120 195V196H119ZM219 195V194H218ZM9 196V195H8ZM50 196V195H49ZM94 196V195H93ZM98 196V195H97ZM101 196V195H100ZM107 196V195H106ZM159 196V198L157 199V197ZM217 196V195H216ZM215 196V198H218V197H216ZM62 197H64V195L62 196ZM66 197H67V195H66ZM75 197V196H74ZM77 197V196H76ZM95 198H96V201H97V198L98 197H96V195L94 196ZM93 197V198H94ZM105 197V196H104ZM108 197V196H107ZM123 197H124V199H123ZM171 197H173V199L171 198ZM198 197V196H197ZM204 197V196H203ZM212 197H214V196H212ZM4 198V197H3ZM14 198V197H13ZM22 198V197H21ZM25 198H26V196H25ZM28 198V197H27ZM32 198H35L34 196L32 197ZM54 198V197H53ZM83 198V197H82ZM93 198H90L91 200L93 199ZM102 198V197H101ZM169 198L170 199H172V202H171V200H170V202H171V204H172V206L174 207V205H175V207L173 208V207H167V211L165 210V212H164V214L162 215V211L166 208V204L164 203V201L166 202V200H169ZM202 198V197H201ZM227 198H224V199H227ZM12 199V198H11ZM10 199V200H11ZM24 199V198H23ZM28 199H31V198H28ZM63 199H65V197L63 198ZM62 199V200H63ZM72 199H73V197H72ZM72 199H69V200H72ZM76 199V198H75ZM156 199V200H155ZM199 199V198H198ZM204 199V198H203ZM222 199V198H221ZM223 199V200H224ZM228 199L226 200L227 202H229L228 201ZM19 200V199H18ZM35 200V199H34ZM37 200H39V198L37 199ZM41 200V199H40ZM49 200V199H48ZM65 200H67V199H65ZM68 200V201H69ZM74 200V199H73ZM86 200V199H85ZM84 200V201H85ZM88 200V199H87ZM105 200V199H104ZM127 200V202L124 204V202ZM162 200V201H161ZM164 200V201H163ZM196 201V203L197 204H195V201ZM9 201V200H8ZM45 201H47V200H45ZM44 201V202H45ZM64 201V200H63ZM75 201V200H74ZM76 201H78V200H76ZM128 201H130V202H128ZM185 201H186V199H185ZM189 201H191L192 202V204L189 202ZM203 201H205V200H203ZM218 201V200H217ZM249 201V200H248ZM14 202V201H13ZM16 202V201H15ZM37 202V201H36ZM49 202V201H48ZM62 202V201H61ZM80 202V201H79ZM93 202V201H92ZM92 202H90V203H92ZM94 202H95V199H94ZM110 202V201H109ZM109 202H107V203H109ZM169 202V201H168ZM169 202V203H170ZM176 204H177V202H178V200L177 201H174ZM212 202V201H211ZM4 203V202H3ZM10 203V202H9ZM24 203V202H23ZM22 203V204H23ZM31 203H32V201H31ZM65 203V202H64ZM63 203V204H64ZM72 204H73V202H71ZM76 203V202H75ZM84 203V202H83ZM87 203V202H86ZM100 203V202H99ZM106 203V204H107ZM118 203V204H117ZM128 203H130V204H128ZM179 203V202H178ZM214 203V202H213ZM223 203V202H222ZM224 203H226V202H224ZM231 203V202H230ZM229 203V204H230ZM250 203V202H249ZM21 204V206H25V205H22ZM28 204H30L29 203V201H28ZM65 204H68V203H65ZM93 205H97L98 206V204H96V203H92ZM92 204H90V205H92ZM171 204H169V205H171ZM174 204V205H173ZM1 206H2V204H0ZM27 205V204H26ZM32 205V204H31ZM35 205V204H34ZM45 205H47V204H45ZM62 205V204H61ZM70 205V204H69ZM80 205V204H79ZM84 205H86L85 203H84ZM92 205V206H93ZM105 205V204H104ZM121 205V206H120ZM134 205V206H133ZM221 205V204H220ZM224 205V204H223ZM223 205H221V206H223ZM234 205V206H235ZM245 205H247V204H245ZM3 206H4V204H3ZM7 206V205H6ZM11 206V205H10ZM29 205H27V207H28ZM37 206V205H36ZM68 206V205H67ZM103 205H99L98 207H102ZM221 206H219L220 208H221ZM227 206H228V204H227ZM8 207V206H7ZM35 207V206H34ZM33 207V208H34ZM47 207V206H46ZM45 207V208H46ZM51 207V206H50ZM52 207H53V205H52ZM59 207V206H58ZM57 207V208H58ZM61 207V206H60ZM74 207H77V204H76V206H74ZM73 207V208H74ZM97 207V209H99L100 210V208H98ZM163 208L164 207V209L162 210V209H160V208ZM209 207V208H208ZM247 207H249V206H247ZM246 207V209H249V208H247ZM2 208V207H1ZM29 208V207H28ZM33 208L31 209V210H33ZM37 208H39V207H36V208H34V210L36 209L37 210ZM66 208V207H65ZM68 208V207H67ZM78 208H79V206H78ZM83 209L84 207H80L79 209ZM87 208V207H86ZM93 208V207H92ZM91 208V209H92ZM108 208V207H107ZM178 208L181 210V212H178ZM211 208H213L212 210H211ZM5 209V208H4ZM10 209H12V208H10ZM25 209H26V207H25ZM30 209V208H29ZM47 209V208H46ZM56 209V208H55ZM70 209V208H69ZM81 209V210H82ZM88 209V208H87ZM95 209V208H94ZM102 209H105V208H101V213L102 214H104L103 212H102ZM111 209V208H110ZM177 209V210H176ZM233 209V208H232ZM245 209V210H246ZM2 210H3V208H2ZM21 210H24V209H22L21 208ZM44 210V209H43ZM58 210V209H57ZM56 210V211H57ZM62 210H63V208H62ZM66 210V209H65ZM112 210H114V208L112 209ZM137 210V209H136ZM159 210H161V211H159ZM174 210H176V212H175V214H174ZM179 210V211H180ZM219 210V209H218ZM241 210H243V208H241ZM29 211V210H28ZM42 211V210H41ZM64 211V210H63ZM72 211V210H71ZM79 211V210H78ZM86 211V210H85ZM93 211V210H92ZM97 211V210H96ZM105 211V210H104ZM106 211H108V210H106ZM115 211V210H114ZM133 211V212H134ZM229 211V210H228ZM233 211V210H232ZM244 211V210H243ZM247 211V210H246ZM7 212V211H6ZM25 212V211H24ZM34 212V211H33ZM39 212V211H38ZM59 212V211H58ZM73 212V211H72ZM81 212V211H80ZM86 212H88V211H86ZM86 212H84V213H86ZM93 212H95V210L93 211ZM113 212V211H112ZM171 212H173V213H171ZM177 212L179 213V217H178V215H176L177 214ZM236 212V211H235ZM241 212V211H240ZM239 212V213H240ZM245 212V211H244ZM1 213V212H0ZM4 213H5V211H4ZM4 213H3V215H4ZM29 213V212H28ZM36 213V212H35ZM40 213V212H39ZM44 213V212H43ZM47 213V212H46ZM65 213V212H64ZM74 213V212H73ZM79 213V212H78ZM96 213V212H95ZM107 213V212H106ZM237 213V212H236ZM243 213V212H242ZM246 213V212H245ZM244 213V214H245ZM249 213V212H248ZM251 213V212H250ZM249 213V214H250ZM15 214V213H14ZM16 214H18V213H16ZM30 214V213H29ZM28 214V215H29ZM45 214V213H44ZM60 213H58V215H59ZM88 214V213H87ZM98 214V213H97ZM97 214H95V215H97ZM99 214H100V211H99ZM98 214V216L100 217V215ZM114 214H115V212H114ZM114 214L112 213V217H114ZM128 214V215H127ZM31 215H33V214H31ZM36 215V214H35ZM40 215V214H39ZM51 215V214H50ZM58 215H57V218H58ZM67 215V214H66ZM75 215H76V213H75ZM80 215V214H79ZM79 215H78V217H79ZM89 215V214H88ZM90 215H91V212H90ZM89 215V216H90ZM94 215V216H95ZM111 215V214H110ZM116 215V214H115ZM127 215V216H126ZM251 215H253V214H251ZM2 216V215H1ZM8 216V215H7ZM6 216V217H7ZM30 216V215H29ZM28 216V217H29ZM44 216V215H43ZM55 216V215H54ZM54 216H52V217H50V218H53ZM72 216V215H71ZM74 216V215H73ZM81 216V215H80ZM97 216V217H98ZM105 216H107V215H105ZM108 216H109V214H108ZM131 216V215H130ZM145 216V217H144ZM222 216V215H221ZM221 216H220V218H221ZM5 217V216H4ZM1 218V219H5V218ZM15 217V216H14ZM17 217H18V215H17ZM41 217V216H40ZM45 217V216H44ZM62 218H63V216H61ZM60 217V218H61ZM68 217V216H67ZM87 217V216H86ZM93 217V216H92ZM92 217H91V219H92ZM98 217V218H99ZM103 217V216H102ZM24 218V217H23ZM25 218H26V216H25ZM49 218V217H48ZM69 218V217H68ZM80 218V217H79ZM95 218V217H94ZM104 218V217H103ZM102 218V219H103ZM233 218V217H232ZM251 218V217H250ZM252 218V219H253ZM0 219V220H1ZM16 219V218H15ZM41 219H43V218H41ZM70 219V218H69ZM72 219V218H71ZM70 219V220H71ZM81 219H83V218H81ZM80 219V220H81ZM95 219H97V218H95ZM117 219H118V221H117ZM7 220V219H6ZM45 220H46V218H45ZM45 220L43 221L44 223L43 224H46L45 223ZM54 220V219H53ZM67 220V219H66ZM66 220H63V219H60V220H55V221H57L56 223L58 224V227L60 226L61 228H62V226L64 227V228H66V231H76V229L78 230V226H79V223L80 222H69V220L68 221H66ZM88 220V219H87ZM97 220H99V219H97ZM106 220V219H105ZM124 220H123V223H124ZM140 220V221H139ZM171 221V222H174L173 223V225H171L169 228H167V229H165V225L167 224V222L168 221ZM192 220L194 221V220H198L197 221V226L195 225V226H193L192 225ZM19 221H22V220H20L19 219ZM27 221H28V219H27ZM33 221V220H32ZM54 221V222H55ZM78 221V220H77ZM112 221V222H113ZM125 221V222H126ZM191 221V222H190ZM2 222V221H1ZM5 222V221H4ZM29 222V221H28ZM34 222V221H33ZM51 222V221H50ZM49 222V223H50ZM53 221H52V223H54ZM83 222V221H82ZM85 222H87V221H85ZM89 222V221H88ZM102 222V221H101ZM100 222V223H101ZM122 222V221H121ZM120 222V223H121ZM52 223L50 224V226L52 225ZM91 223V222H90ZM93 223H95L96 224V222H92V224ZM105 223V222H104ZM123 223H121V224H123ZM177 223V224H176ZM251 223V224H250ZM4 224V223H3ZM21 224V223H20ZM27 224V223H26ZM31 224H33L32 222H31ZM55 224V223H54ZM53 224V225H54ZM85 224V223H84ZM91 224V226H93ZM102 224V223H101ZM100 224V225H101ZM195 224H196V222H195ZM233 224V223H232ZM25 225V224H24ZM28 225H30L29 223H28ZM28 225H26V226H28ZM47 225H48V223H47ZM83 225V224H82ZM87 225V224H86ZM88 225H90L89 223H88ZM126 225H131V224H127L126 223ZM126 225H124V226H126ZM230 225V224H229ZM5 226H6V224H5ZM25 226V227H26ZM31 226V225H30ZM50 226H47V227H50ZM112 226V227H111ZM115 226V225H114ZM129 226H128V228H129ZM132 226V225H131ZM135 225H133L132 226V228L134 227ZM136 226H137V224H136ZM220 226V227H219ZM223 226H225V227H223ZM233 226H234V224H233ZM238 226V225H237ZM1 227V226H0ZM24 227V226H23ZM22 227V228H23ZM29 227V226H28ZM47 227H45V228H47ZM53 227V226H52ZM57 227V228H58ZM59 227V230L61 229ZM96 227V226H95ZM140 227H137V229H139ZM235 227V226H234ZM7 228H8V226H7ZM55 228V227H54ZM53 228V229H54ZM57 228H55V229H57ZM83 228H85V226L83 227ZM251 228V229H250ZM2 229V228H1ZM24 229H26V228H24ZM29 229V228H28ZM39 229H40V227H39ZM55 229H54V231H55ZM63 229V228H62ZM80 229V228H79ZM88 229H90V228H88ZM111 229H114V230H112L111 231ZM131 229V228H130ZM7 230V229H6ZM34 230H36V229H34ZM42 230V229H41ZM92 230V229H91ZM141 230V231H142ZM245 230V231H244ZM1 231H3V230H1ZM36 231H38V230H36ZM48 231V230H47ZM46 231V232H47ZM54 231L53 232H51L52 234H50V235H53L54 234ZM58 231V230H57ZM62 231L64 232V234L66 233V231L65 230H61V232L60 233H62ZM114 231V233H112ZM130 231V232H129ZM128 231V233H127V237L128 236H130V235H132V237H133V235L135 236V235H138L137 234V231H133V229H132V231L131 230H129ZM11 232V231H10ZM34 232V231H33ZM49 232V231H48ZM92 232V233H91ZM31 233V232H30ZM29 233V234H30ZM41 233V232H40ZM39 233V234H40ZM43 233V232H42ZM56 233V232H55ZM70 233V232H69ZM74 233V232H73ZM73 233H72V235H73ZM0 234H2V233H0ZM6 234H8V233H6ZM9 234H11V233H9ZM8 234V235H9ZM24 234V233H23ZM58 234V233H57ZM56 234V235H57ZM74 234H77V233H74ZM81 234V235H82ZM109 234H112V236L110 237V239H112L113 241L111 242V244L106 240L107 238H109ZM129 234V235H128ZM168 234H170V236H171V238H168ZM55 235V234H54ZM56 235H55V237H56ZM62 235V234H61ZM61 235H59V237L61 236ZM2 236V235H1ZM7 236V235H6ZM5 236V237H6ZM58 236V235H57ZM75 236V235H74ZM125 236V237H126ZM140 236V235H139ZM38 237H39V235H38ZM40 237H43L42 236V234H41V236ZM39 237V239L41 240V238ZM49 237V236H48ZM52 238H53V236H51ZM54 237V238H55ZM73 237V236H72ZM87 237H84V238H87ZM126 237V238H127ZM26 238V237H25ZM44 238V237H43ZM45 238L47 239V235L45 236ZM74 238V237H73ZM97 238V239H96ZM106 238V239H105ZM114 238V239H113ZM4 239V238H3ZM46 239H44L45 241H46ZM49 239H51V238H49ZM49 239H47V240H49ZM88 239V238H87ZM5 240V239H4ZM7 240H10L9 238L7 239ZM25 240V239H24ZM43 240V241H44ZM52 240V242H51V244H50V242H48V243H46V244H43V241H42V244L41 245H39V246H30V245H28V244H25V245H27V246H25V248L23 249L24 251L26 250V253H28L27 255H29V259L27 260V263L26 262H24L23 261V263H26V264H61L62 262H61V260H59L61 263H59V262H50V260H52V259H50L49 260V258L48 257H50L51 258V255L54 253L53 251H55V250H57V249H55L56 247H52V244H54V241H56V239L53 241V239H51ZM63 240V239H62ZM126 240V239H125ZM15 241V240H14ZM13 241V242H14ZM17 241V240H16ZM16 241L14 242V243H16ZM30 241H32V240H30ZM45 241H44V243H45ZM50 241V240H49ZM59 241V240H58ZM65 241V240H64ZM73 241V240H72ZM75 241V240H74ZM73 241V242H74ZM94 241V242H95ZM2 242V241H1ZM11 242H12V240H11ZM12 242V243H13ZM21 243H22V241H20ZM73 242H71V243H73ZM77 242L78 243H76V244H81L80 242L81 241H79L78 239H77ZM108 242V243H107ZM4 243V242H3ZM2 243V244H3ZM6 243V242H5ZM8 243H10V241L8 242ZM32 243V242H31ZM62 243V242H61ZM64 243H66V242H64ZM75 243V242H74ZM17 244V243H16ZM56 244V243H55ZM96 244V243H95ZM8 245V244H7ZM11 245V244H10ZM9 245V246H10ZM63 245H65V244H63ZM72 245V244H71ZM79 245H78V247H79ZM109 245V246H108ZM4 246V245H3ZM5 246H6V244H5ZM58 246V245H57ZM81 246H82V244H81ZM95 246V245H94ZM1 247H2V245H1ZM8 247V246H7ZM11 247V246H10ZM22 247V246H21ZM75 247V246H74ZM4 248V247H3ZM3 248L1 249V250H3ZM58 248H60V247H58ZM77 248V247H76ZM81 249H82V247H80ZM11 249V248H10ZM9 249V250H10ZM15 249V248H14ZM14 249L12 250L13 252H14ZM85 249V248H84ZM19 250L20 249H18V252H16V253H19ZM22 250V249H21ZM20 250V251H21ZM22 250V252H24ZM65 250V249H64ZM66 250H69V249H66ZM5 251V253H6V255L8 256V254H7V251L6 250H4ZM16 251H17V249H16ZM58 251V250H57ZM71 251V250H70ZM56 252V251H55ZM68 252V251H67ZM72 252V251H71ZM78 251H76L75 253H77ZM87 252H84V250L82 249V252L79 250V253L83 256V258H87V255H89ZM3 253V252H2ZM4 253V254H5ZM21 253V252H20ZM60 253V252H59ZM62 253H64L63 255H65V251L63 252L62 251ZM74 253V252H73ZM79 253H77V254H75L76 256L79 254ZM4 254H3V258H4V260H6V262L5 263H8L9 264V262H10V258L8 257V260H9V262L7 261V258L6 257H4ZM13 254H15V253H13ZM61 254V253H60ZM67 254H71L70 252L69 253H67ZM66 254V255H67ZM5 255V256H6ZM17 255V254H16ZM16 255H15V257H16ZM20 255V254H19ZM23 255H25V254H21V256H23ZM27 255L25 256V257H27ZM62 255V254H61ZM61 255H59L60 256V259H62V256ZM65 255V256H66ZM81 255H79L80 257H81ZM59 256H58V258H59ZM71 256V255H70ZM70 256L69 255H67L66 256V258L63 256V258H65L64 260H63V263H64V261L66 262V263H70V264H78V263H74V262H72L71 263V261H73V260H71V258L72 257H75V256H72L71 258H70ZM90 256V255H89ZM0 257H2V255L0 256ZM15 257H14V259H15ZM24 257V256H23ZM57 258V257H56ZM55 257L53 258L54 260L56 259ZM82 258V257H81ZM81 258H79L80 260H81ZM82 258V259H83ZM13 259V258H12ZM13 259V261H14V264H15V261H16V259H17V257H16V259L14 260ZM20 259V258H19ZM22 259H25V258H22ZM74 259V258H73ZM77 259V258H76ZM88 259V258H87ZM57 260V259H56ZM78 260V259H77ZM76 260V261H77ZM86 259H84V261H85ZM18 261V260H17ZM19 261H21V260H19ZM25 261H26V259H25ZM58 261V260H57ZM68 261V262H67ZM74 261H75V259H74ZM81 262H83V261H81ZM80 262V263H81ZM85 262H87V260L85 261ZM3 263V262H2ZM5 263H3V264H5ZM18 263V262H17ZM16 263V264H17ZM22 263V264H23ZM11 264H12V262H11ZM18 264H21V262L20 263H18ZM83 264H84V262H83ZM87 264V263H86Z\"/></svg>",
	"mask_w": 264,
	"mask_h": 264
}]
</instances>
